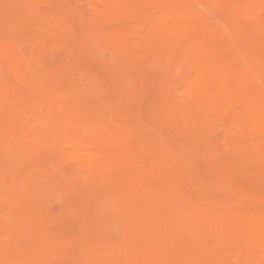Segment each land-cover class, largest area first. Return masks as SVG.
Masks as SVG:
<instances>
[{"label":"bare ground","instance_id":"bare-ground-1","mask_svg":"<svg viewBox=\"0 0 264 264\" xmlns=\"http://www.w3.org/2000/svg\"><path fill=\"white\" fill-rule=\"evenodd\" d=\"M4 1V0H3ZM28 1V0H27ZM27 1H25V3L27 2ZM69 1V0H68ZM68 1H66V3L68 4ZM82 1V0H81ZM88 1V0H87ZM90 1H93V0H90ZM107 1V0H106ZM124 1H126V0H123V2H122V0H109V1H107V4H108V6H107V8H103L102 9V11L100 12V18H104L103 20L105 21V19H106V21H107V18L109 17V18H114V20H115V23H117V22H119V21H121V19L119 20V19H117L118 21L116 22V18H120L119 16L121 15L122 17L121 18H123L124 16L122 15V14H120L121 12V10L123 9V7L124 6H126V9H124V12L123 13H125L126 11L128 12V13H130V15H132V14H135V12L138 14V13H140V12H142V10L140 11L139 10V8L140 7H142L143 6V4H140V2H137V4H138V6L139 7H136L137 6V4L135 5L134 4V0L133 1H129V0H127L128 2L127 3H125V4H128L129 2H133L132 4L131 3H129L128 5H125L124 4V6H123V3H124ZM139 1V0H138ZM141 1V0H140ZM155 1V3H156V6L157 7H161L162 9H164V11L166 12V17L168 18V20H166L165 19V21H167V23H168V25H167V23L166 22H164V26H166L167 25V27L166 28H168V29H165V30H167V32H168V35H170V37H168V36H166V35H163V36H161V29L159 28V26H157V27H154V28H152L151 29V33H150V36H149V38L151 39V42H153V44H154V48L152 47V49L150 48L151 47V45H150V47H148L146 44L144 45V46H146V47H148V50L150 51V53L148 52L147 54H148V56H149V59H158L157 61L159 62V63H162V61H164L165 62V58H166V60H170V62L174 65V67H176V65L179 63H177L176 64V55H178L179 54V52L177 51V49L179 50L180 48V45H181V43H179V47L178 48H176V44H177V37H179V38H181V41H182V43H184L183 45L185 46V42L186 41H188V42H190V44L191 45H188V47L189 48H192V49H194L193 51H191L188 47L186 48V52H187V56H185V57H187L189 60H190V62H191V64H190V66L192 67V65L193 66H195V69H196V77L195 78H193L192 80H190L191 82L188 84L189 85V88H188V96H189V98H191L192 100H194L193 102H191V101H187L188 99H184L183 98V100H185V104H187L188 102H190V103H193V104H196V105H194L193 107L196 109L197 108V105H200V106H202V109H203V113L202 114H198V116H197V119H198V122L199 123H201V124H206V125H208V126H211V125H209L208 123H210L212 120H214L217 116V114L219 113V111H221V109H223V103H225L224 102V99L226 98V97H230V99H231V103H230V101H229V103H230V106L228 107L229 108V110L231 111V113H232V110H234L236 107V103H238V104H240L239 102H241V103H243V107L245 108V110L247 109V108H249V109H251V114H252V117L251 118H253V124L251 125V128H250V130H248L244 135H242V134H240V135H242V136H238L239 134V132L237 131L239 128H237L236 127V129L237 130H235V135H237L238 136V138H239V140H238V144H236V145H234V148H236L237 150H236V152H232V153H235L234 155H231L230 156V159H226V157H225V155H226V153H225V155L223 156V154H220L221 156H223V157H225V158H223L222 159V157L220 158L219 157V154H218V156L217 157H219V161L217 162V163H215V165H213V162L211 163V164H207V166H208V174H207V177H205L204 176V178L203 179H197V177L196 176H198L197 174H198V172H199V170L201 169V167L200 166H203L202 164H203V162H202V164H198L199 166H197L198 168L200 167V169L198 170V172H196L195 174L196 175H194V171L196 170V169H193V167H192V169H191V166H189V165H187L188 167H190V168H188V169H191V173H193V175L195 176L194 178H196V180L195 179H193V177L191 178L190 177V180H188V183H189V181H190V184L188 185L191 189V191L189 190L188 191V189L189 188H183L182 187V181H183V178L181 177V173L179 174V173H174V172H172V171H174V170H172V168H170L171 166H173L174 165V167H175V169H176V171H177V164H175V163H173V165H170L169 164V166H168V163L170 162L169 160L172 158V156H173V153L171 154V152H170V154H168V152H167V150H170V149H173L174 147H176V149L178 148V145L177 144H175V146H173L174 144H170L171 146H173V148H171V146H168L166 143H167V141H166V143H164L165 142V140H163L164 138H163V134L161 135V133L163 132V131H161V132H159V128H160V126H158V124L157 123H155L156 125H157V128H155V129H157L156 131L159 133V137L164 141V142H161V140H157L156 138H154V141H158V142H161V143H157V142H155V143H157L156 145H153L154 144V142H152L153 140L152 139H149V140H151V142H152V144H150V146H151V148L153 149H151L152 150V154H154L153 155V157L151 156L152 154H151V152H147L146 151V153H150L151 155H149V158H150V156L153 158V161H156L158 164H156L155 165V163H154V169L150 172L152 175H153V177H155L157 174L159 175L158 177H160V180L158 181H156V182H149V180H147L146 179V175H145V173H146V171H145V173H141L136 167L137 166H135L136 164H128V166H126L127 164H125V163H123V161L122 162H120L122 159H121V157H120V161L117 159V160H114L115 159V157L113 156L112 158V160H108V161H102V160H104L103 158H101V159H99V160H92V158L90 159L91 161H87V160H84V158L82 157L83 155H81L80 154V152L79 151H82L83 150V146H81V143H79V145H80V147H78L77 148V150H79V151H72V152H70V153H68L67 151H66V147H62L63 148V154H64V152H66V154H64V156H69V158H70V156H71V159H67V163L69 162V166H70V168H73V165H72V167H71V165L70 164H73V162H72V158L74 157V160H75V158H76V161H78V163L77 164H79V166H83V168H85L84 166H86L87 168L90 166V168H91V170H92V172L93 173H95L94 174V176L96 175V173H98L99 171H100V173L98 174V175H100V174H102V172H101V170L102 169H106L107 170V174H108V171H109V173H110V171H115V172H117V171H119L120 173H122V178H123V180L122 181H120L119 180V182H120V184L118 183V180H116V178H117V174L116 175H114V177H116L115 178V180L113 179V181L116 183V184H118V185H120V186H118V187H115L116 186V184L114 183V185H113V182L112 183H110V181H107L106 179H108V177H109V175H107L108 177L105 179L107 182L104 184V183H102V182H105V181H102V179L100 180L101 182H100V185H104V187H105V189L107 188V189H109V187H111V188H113V187H115V188H113V189H116V188H118V190L116 191L117 193L115 194V197L117 198V201L118 200H124L125 202H124V204H122V202H115V203H118V205H117V209L119 208V209H126V208H128V214L126 215L125 214V212L123 213V215H121V219H123L124 221V224H123V226L125 227V229H124V227L122 226L121 228H119L120 229V231L122 232V234L121 233H119V231L118 230H115L119 235V237L120 238H118V239H115V240H117V241H121V243L119 244V245H123L124 246V248H125V253H127L128 254V256L129 257H131V262L133 263V264H229V263H231V261H229V260H231V257H233L234 256V254H235V251H237V250H239V252H240V254L239 255H241L242 254V252H244V248H243V246H245V245H248V244H246V242L248 243L249 242V245L250 246H247V247H249L250 248V250L249 249H247V254H246V256H247V260H252V262L251 263H255V264H261L260 263V260H258V258L257 257H255V255H253L254 254V252H252L253 251V248L256 246V248H257V246L259 247V249H260V251H262V253H260V254H258L259 256L261 255L262 256V258L264 259V213L262 212H260L259 210H255L254 208L256 207V205H258L259 206V204H257L256 203V205L254 206V208L252 207V206H250L249 205V201H253V199H254V201L255 202H259L260 200V196H259V194L257 193V192H249V188H247L245 185H243V184H241V183H239L240 181H238V175H240L239 177H240V179H244L245 181L246 180H248V179H253V182H257V184H259V181H261V185H263V187H264V91H263V86H262V84L264 83V16L261 14V10L262 9H264V0H214V3H215V6H213V5H211L212 3H213V1H212V3H211V1H208L209 3H211V4H209V3H207V1H205V0H201V2H206L207 4H209V5H211V6H213L214 8H215V11H216V14H218V15H220V17H222L223 19H225L224 17L226 16H230V15H233L232 16V18L230 17V19L229 18H227V19H225L224 21H225V23L226 24H228V26L231 24L232 26H234L235 27V29H234V27H232V26H230V27H232L231 29L234 31V33H233V39L235 38L236 40H237V42H240L241 44H243V45H245L246 46V50H245V59H246V62H243V63H241V64H236V63H233L232 61H230V58H229V56L231 55V45L228 43V41H230V40H228V38L229 39H231L230 37H228L229 35H228V33H229V31L231 30H228L229 28H228V26H227V28L228 29H226V27H224V26H226V24L223 26V28L221 29V31L219 30V31H217L216 29H217V27H218V24H222V22H223V19L222 20H220V19H212L211 18V16H213L214 15V11H213V9L212 8H209V7H207L208 9H210V11H209V13L211 14V15H208V12H206L207 10H205V12L204 11H201L200 9H201V7L202 8H205L206 9V7H204V6H206V5H204L203 6V4H202V6H201V2H200V0H199V2L200 3H198V4H200V5H198L199 7H200V9H198L199 7L197 6L196 7V5L197 4H193V0H192V3L191 2H189V1H186V0H171V2H165V1H163V0H154ZM154 1H152V2H154ZM198 1V0H197ZM9 2V1H8ZM7 2V3H8ZM12 2V1H11ZM33 2V1H32ZM58 2V1H57ZM70 2V1H69ZM72 2V1H71ZM86 2V1H85ZM94 2H95V0H94ZM94 2H92V5H93V3ZM144 2H146L145 0H144ZM65 3V4H66ZM74 3V2H73ZM72 3V4H73ZM102 3H104V2H102ZM141 3H142V1H141ZM195 3H197V2H195ZM12 4H14V2L12 3ZM21 4V3H20ZM19 4V5H20ZM23 4H24V2H23ZM35 4V3H34ZM39 4V3H38ZM41 4V3H40ZM62 4V3H61ZM66 4V5H67ZM75 4V3H74ZM90 4V3H89ZM97 2H96V6H97ZM100 4H101V2H100ZM100 4H98V9H100L99 8V5ZM106 4V5H107ZM1 5H7L6 3L5 4H1ZM8 5H9V3H8ZM22 5V4H21ZM27 5H28V3H27ZM32 6L33 5V3H29V6ZM55 5V4H54ZM57 5V4H56ZM94 5V6H95ZM142 5V6H141ZM14 6H18V5H13V7ZM43 6V5H42ZM59 6H60V4H59ZM88 6V5H87ZM103 6V5H102ZM101 6V7H102ZM147 6L148 5H146V9H147ZM10 7H12V6H10ZM10 7H8L7 6V8H10ZM63 7H64V5H63ZM67 7H68V5H67ZM72 6H69V9L71 8ZM76 7V6H75ZM78 7V6H77ZM150 7V6H149ZM261 8V10H258V9H260ZM15 8V7H14ZM13 8V9H14ZM18 8V7H17ZM29 8V7H28ZM27 8V6H26V9H28ZM40 8V7H39ZM73 8V7H72ZM91 8V7H90ZM125 8V7H124ZM233 8H236L237 9V11L234 13V14H231V11H232V9ZM1 9H3V8H1ZM11 9V8H10ZM25 9V10H26ZM40 9H42V8H40ZM94 9V8H93ZM97 9V10H98ZM145 9V8H144ZM211 9H212V11L213 12H211ZM3 10H5V9H3ZM2 10V11H3ZM51 10H52V8H51ZM80 10V9H79ZM83 10H84V8H83ZM85 10H88V9H85ZM151 10H153V9H151ZM156 10V9H155ZM234 10V9H233ZM244 10L246 11V12H249V13H251L252 15H249V17L250 16H253L254 17V19H253V23L251 24L252 25V27L251 28H253V30H256V29H254V23L259 27V29L257 28V31L259 32H257L258 34L257 35H255V33L252 31V29L251 28H249L248 26H246L247 25V23H246V21L245 20H243L242 19V17H241V15H242V11L244 12ZM6 11V10H5ZM21 11V10H20ZM89 11V10H88ZM144 11V10H143ZM148 11V10H147ZM263 11V14H264V10H262ZM7 12V11H6ZM18 12V11H17ZM22 12V14H23V12H25V11H21ZM47 12H48V9H47ZM47 12H45V13H47ZM87 12V11H86ZM90 12V11H89ZM88 12V13H89ZM95 12V11H94ZM98 12V11H97ZM120 12V13H119ZM131 12H132V14H131ZM160 12H162V11H160ZM245 12V13H246ZM1 13V12H0ZM16 13V12H15ZM14 13V14H15ZM29 12H27V13H25V14H28ZM41 13L42 14H44L43 13V10L41 11ZM57 13V12H56ZM75 13V12H74ZM73 13V14H74ZM128 13H125L124 15H127L128 16ZM153 13V12H152ZM226 13V14H225ZM244 13V14H245ZM2 14H3V12H2ZM13 14V15H14ZM21 14V13H20ZM30 14V13H29ZM48 14V13H47ZM46 14V15H47ZM52 14V13H51ZM50 14V15H51ZM55 14V13H54ZM92 14V13H91ZM94 14V13H93ZM92 14V15H93ZM213 14V15H212ZM224 15V17H223V15ZM228 14V15H227ZM6 15V14H5ZM10 15V14H9ZM11 15H12V13H11ZM11 15L8 17L9 19L11 18ZM31 15V14H30ZM41 14H39V13H37V15H34V17L35 18H37V19H39V21L40 22H43L42 20H45L46 18L45 17H42V15L40 16ZM57 15V14H56ZM87 15V13L85 14V16ZM91 15V16H92ZM144 15V14H143ZM142 14H141V16H143ZM222 15V16H221ZM6 16H8V15H6ZM19 16H21V15H19ZM24 16V15H23ZM21 16L22 18V20L21 21H23V19H24V17H26L27 16V18H28V15H26V16ZM58 16V15H57ZM67 16V15H66ZM77 17H78V15H76ZM91 16H90V18H91ZM102 16V17H101ZM127 16H125V19H127L128 20V22L127 21H125V19H123L124 21H122V22H120L122 25H128V23L130 24L131 23V17L129 18V16H128V18L130 19H128L127 18ZM133 16V15H132ZM137 16V15H136ZM140 16V15H139ZM152 15L150 14V17H151ZM215 16V15H214ZM246 16V15H245ZM15 17V16H14ZM17 17V16H16ZM15 17V18H16ZM32 17V16H31ZM34 17L32 18V20L34 19ZM50 17H52V16H50ZM65 17V16H64ZM94 16H92V18H93ZM154 17V16H153ZM1 18V17H0ZM3 18V17H2ZM8 18H7V21H9V26L10 25H12L13 26V24H10V21L11 20H8ZM13 18V17H12ZM26 18V19H27ZM53 18H55V16H53ZM71 17H69V19H70ZM109 18H108V20H109ZM136 18V17H135ZM139 18V17H138ZM141 18V17H140ZM140 18L138 19V21L140 20ZM152 18V17H151ZM4 19V21L6 22V19L5 18H3ZM49 20H50V18H48ZM52 19V18H51ZM85 19H87L88 20V17L86 18L85 17ZM156 19V18H155ZM247 19H248V17H247ZM14 20V18L12 19V21ZM16 20V19H15ZM15 20H14V22H15ZM19 20V21H20ZM29 20L30 21H32L30 18H29ZM58 20V19H57ZM65 20V19H64ZM71 20H75L74 19V17H73V19L71 18ZM71 20L69 21V22H71ZM136 20V19H135ZM143 19H141L139 22H144V24L146 23V21L148 22V20H145V18H144V21H142ZM163 20V19H162ZM217 21V20H219V21H222L221 23L219 22V23H215V21ZM1 21V20H0ZM17 21H18V19H17ZM18 21V22H19ZM25 21V20H24ZM67 21V22H68ZM78 21H80L79 19H78ZM130 21V22H129ZM133 21V20H132ZM137 21V20H136ZM157 21V20H156ZM249 21H251V20H249ZM2 22V21H1ZM13 22V23H14ZM27 22H28V20H27ZM45 22H48V21H44V23H43V25L47 28L48 27V25L47 24H45ZM62 22H66V21H62ZM93 22H94V20H93ZM99 23L100 22H102V20H100V21H98ZM97 22V23H98ZM108 22V21H107ZM127 22V23H126ZM139 22H137L138 23V25H139ZM8 23V22H7ZM12 23V22H11ZM25 23V22H24ZM23 23V24H24ZM29 23V22H28ZM50 23V22H49ZM56 23H58V22H56ZM72 23V22H71ZM70 23V24H71ZM95 23V22H94ZM112 23V21L110 20V24ZM120 23H118L119 25H120ZM126 23V24H125ZM158 23V22H157ZM248 23H250V22H248ZM6 23H4V25H5ZM17 23L15 22V24H14V26L16 25ZM18 24H21V23H18ZM32 22H31V26H32ZM59 24H61V21H60V19H59ZM63 24V23H62ZM60 25L59 27H68L69 28V26L71 27L72 25H68L67 26V24L64 26V25ZM74 24L76 25L77 23H75L74 22ZM79 24H81L80 22H79ZM92 24V23H91ZM102 24L104 25V26H106L107 24H108V26H106L107 28H109V22L108 23H106L105 24V22L103 23L102 22ZM113 24H114V22H113ZM114 25V27L112 26V24H111V26L113 27V31L112 32H108V33H104L103 31H101L102 33H103V36H105L104 37V39L106 38L108 41H110L111 40V38H114V37H116V41H115V45H116V48L119 50L118 52V62H119V64L118 65H121V63H123V60H124V65H122L121 66V70H122V72H118V75L116 76V71H120V69H117V68H112L113 70L111 71V69H108L109 67H107V71L108 70H110L111 72H110V74L111 73H113V72H115V74L113 75L114 77H118L121 73H123V76L122 75H120L119 77L120 78H118V81H119V83H120V81H123V82H126V84L127 85H129L130 86V89H131V91L132 90H134L135 89V83H136V79H133V78H131V76L132 75H130V74H134L135 75V73L133 72V73H129L131 70H129V68H131V67H133V68H135V66L137 67V68H139L140 67V64H142V63H139V62H141L140 60H138V58H140V56H139V54H138V56H136L135 55V48H137V47H139L140 45H137V47H136V44H137V42H139L140 43V41L138 40H135L134 41V43H135V45H133V43H131L132 41H130V40H134V36L131 38V36H128L127 35V28L124 26V28H125V30L127 31L126 32V35L129 37H127L126 35H125V33H124V39L125 40H128L127 42L129 43V44H126V43H123V45H121L122 44V42H120V40H122L123 39V36H122V32H123V30H120V29H122L123 28V26H119V25ZM135 24V23H134ZM143 24V25H144ZM2 25V24H1ZM1 25H0V27H1ZM26 25H27V23H26ZM38 25V24H37ZM42 25V24H41ZM52 25H55V27L57 26V24H55V22L53 21L52 22ZM137 25V24H136ZM159 25V24H158ZM3 26V25H2ZM6 26H7V24H6ZM28 26V28L29 29H31V28H34V27H31L30 28V26L29 25H27ZM35 26V25H34ZM39 27H40V23H39V25H38ZM77 26H79V25H77ZM81 26V25H80ZM85 26V25H84ZM90 26V25H89ZM96 26H98L97 24H96ZM119 26L120 27V31H122V32H117L116 31V28ZM129 26H132L131 24L129 25ZM135 26V25H134ZM142 26V25H141ZM147 29H148V31H149V27H147L146 26V24L144 25ZM143 26V27H144ZM163 26V27H164ZM24 27L26 28V26L24 25ZM74 27V26H73ZM82 27V26H81ZM88 27V26H87ZM93 27V26H92ZM128 27V26H127ZM133 27V26H132ZM136 27V26H135ZM145 27H144V31H145ZM216 29H215V28ZM222 27V26H221ZM4 28V27H3ZM17 28V27H16ZM21 28H23L22 26H21ZM90 28V27H89ZM89 28H87V29H89ZM95 28V27H94ZM93 28V29H94ZM106 28V29H107ZM128 28H130L129 30H133V31H135L133 28H131V27H128ZM142 28V27H141ZM0 29H2V28H0ZM8 29H11V27L10 28H6V31L8 30ZM13 29H14V27H13ZM20 29V28H19ZM24 29V28H23ZM23 29H22V33L23 32H25V31H23ZM27 29V28H26ZM34 29H36V28H34ZM34 29L32 30V31H34ZM40 30H41V27L39 28ZM57 29H58V26H57ZM62 31H63V29L62 28H60ZM70 29V28H69ZM84 29V28H83ZM92 29V28H91ZM91 29H89L90 31H91ZM96 29H98L97 27L94 29L95 31L93 32V31H89L88 30V32H90V34L92 33V35L93 36H96V37H99L100 38V36L98 35V34H100L101 35V32L100 33H98V31H100V29L99 30H97L96 31ZM146 29V30H147ZM21 30V29H20ZM28 30V29H27ZM26 30V31H27ZM37 30V29H36ZM64 30H66V29H64ZM72 30H74V28H72ZM76 30V29H75ZM108 30V29H107ZM115 30V31H114ZM138 30V29H137ZM141 30L142 29H140V33H142L141 32ZM2 31H4L5 33H4V35L5 34H7V36L9 35V33L8 32H6L4 29L2 30ZM13 31V33H14V30H12ZM19 30H16L15 32L17 33ZM30 31V30H29ZM28 31V32H29ZM45 31V30H44ZM43 31V32H44ZM47 31V30H46ZM67 31V30H66ZM69 31H71V29L69 30ZM69 31H67L66 33H68ZM84 31V30H83ZM133 31H132V34H133ZM31 32V31H30ZM35 32V31H34ZM37 32V31H36ZM56 32H58V31H56ZM60 32V31H59ZM76 32V31H75ZM87 32V33H88ZM96 32V33H95ZM115 32H116V34H115ZM131 31H129L128 33L129 34H131L130 33ZM3 33V32H2ZM49 33V32H48ZM61 33V32H60ZM63 33H65V31L63 32ZM65 33V34H66ZM71 33V32H70ZM68 33V36L66 37V38H68L69 36H71V34L73 35L74 33ZM114 33V34H113ZM139 32H137V34H138ZM146 33V32H145ZM15 34V33H14ZM29 34V33H28ZM32 34V33H31ZM30 34V35H31ZM38 34V33H37ZM40 34V33H39ZM38 34V35H39ZM44 34H45V32H44ZM143 34V33H142ZM230 34H231V31H230ZM46 35V34H45ZM60 35V34H59ZM120 35L122 36V39H121V37H120ZM134 35V34H133ZM139 35V34H138ZM137 35V36H138ZM144 35V34H143ZM18 36H19V34H18ZM18 36H16V34H15V37H18ZM20 36H21V33H20ZM19 36V40H22V38ZM40 36H42V35H40ZM60 36H62V35H60ZM59 36V37H60ZM135 36H136V32H135ZM137 36H136V38H137ZM142 36V35H141ZM145 36V35H144ZM231 36V35H230ZM6 37V36H5ZM5 37H3V38H5ZM11 39L10 40H13L15 37H14V35L12 36H9ZM8 37V38H9ZM12 37H14V38H12ZM43 37V36H42ZM47 37H49L48 36V34H47ZM62 37H63V39H62ZM61 37V39L64 41V39H66V38H64V36H62ZM73 37H75V36H73ZM77 37V36H76ZM76 37H75V39H76ZM91 37V36H90ZM102 37V36H101ZM147 37V36H146ZM232 37V36H231ZM7 38V39H8ZM41 38V37H40ZM79 38V37H78ZM99 38H93L94 39V41L96 40V39H99ZM135 38V39H136ZM138 38H139V36H138ZM137 38V39H138ZM141 38V37H140ZM148 38V39H149ZM16 39H18V38H15V40ZM43 39H45L44 37H43ZM50 39V38H49ZM49 39H47V40H49ZM59 39V38H58ZM57 39V40H58ZM61 39H60V41H61ZM87 40H88V38H86ZM100 39H102V38H100ZM99 39V40H100ZM130 39V40H129ZM150 39H149V41H150ZM9 40V39H8ZM8 40H6V41H8ZM67 40V39H66ZM72 40H74V38H72ZM99 40H96V42H99ZM107 40H105V41H107ZM146 40V42H147V39H145ZM3 41V40H2ZM14 41V40H13ZM30 41H31V39H30ZM33 41V40H32ZM43 41V40H42ZM46 41V40H45ZM62 41V42H63ZM68 41V40H67ZM66 41V46H67V43H69V42H71V37H70V39H69V42H67ZM78 41V40H77ZM90 41V40H89ZM91 41H92V37H91ZM90 41V42H91ZM94 41H93V45H94ZM113 41V40H112ZM112 41H110L111 42V44H112ZM183 41H185V42H183ZM9 42H11V41H9ZM16 42V41H15ZM15 42H13V43H15ZM19 42V41H18ZM49 42V41H48ZM58 42H59V40H58ZM62 42L59 44H57V45H60L61 46V44H62ZM76 43V41H73L71 44H72V46L71 47H73V46H75V43ZM87 42V41H86ZM101 42H102V40H101ZM101 42H99L98 44H99V46H101ZM179 42V41H178ZM187 42V43H188ZM42 42H40V43H38L39 45H42L43 46V44H41ZM46 43V42H45ZM87 43H89V42H87ZM104 42H102V44H103ZM106 43V42H105ZM114 43V42H113ZM121 43V44H120ZM147 43H149V42H147ZM236 43V42H235ZM17 44V43H16ZM36 45H37V43H35ZM47 44V43H46ZM81 44V43H80ZM84 43H82V45H83ZM91 44H92V42H91ZM96 44V46H97V43H95ZM107 44H108V42H107ZM12 44L11 43H5V44H0V57H1V59H3L2 57L3 56H7L6 58H8V56H9V58H11V59H13V63H12V66H11V68H13V71H16L17 72V74L19 75V76H21V77H23L24 78V70H23V68H26L27 67V65H26V67H24L23 66V61H22V56L20 57V56H18L15 52H17V51H15V50H13V45L11 46ZM38 45V46H39ZM86 45H88L89 47L90 46H92L93 47V45H89V44H86ZM106 44H104V45H102L103 47L105 46ZM109 45V44H108ZM143 45H142V47H139L138 48V51H140L141 52V50H142V52H143V55H144V53L146 52V48H144L143 47ZM149 45V44H148ZM157 45H159V46H157ZM186 45V46H187ZM236 45V44H235ZM238 46H239V44H237ZM19 46V45H18ZM31 46H33V45H31ZM45 46V45H44ZM47 46H48V44H47ZM70 46V45H69ZM88 46H86L87 48H88ZM98 46V47H99ZM101 46V47H102ZM135 46V47H134ZM160 46H162V49H160ZM177 46H178V44H177ZM238 46H237V48H238ZM241 46V45H240ZM36 47V46H35ZM35 47H34V49H35ZM40 47V46H39ZM53 47H56L55 45L53 46ZM64 47H65V44H64ZM68 47V46H67ZM71 47H70V49H71ZM83 47V46H82ZM84 47H85V45H84ZM98 47H97V49H98ZM26 48H28V47H26ZM37 48V47H36ZM41 48H43V47H41ZM44 48H46V47H44ZM61 48V47H60ZM66 48V47H65ZM76 48V47H75ZM74 48V49H75ZM81 48V47H80ZM100 48V47H99ZM107 48V47H106ZM140 48H142L141 50H139ZM164 48V49H163ZM173 48H176L175 49V54H173L174 53V49ZM237 48H236V50H237ZM240 48V47H239ZM238 48V49H239ZM242 48V47H241ZM49 49V48H48ZM61 49H63V47L61 48ZM103 49V48H102ZM108 49V48H107ZM182 49V48H181ZM183 49H185V47L183 48ZM41 49L39 48V51H40ZM44 50V49H43ZM54 50V49H53ZM52 50V51H53ZM64 50V49H63ZM62 50V51H63ZM67 50V49H66ZM77 52V55H78V57H81V56H79V52L78 51H80V53H81V49H79V50H77V49H75ZM74 50V51H75ZM100 49H98V51H99ZM112 50V49H111ZM110 50V51H111ZM15 51V52H14ZM37 51L38 50H36V57H37V55L39 54V53H37ZM50 51V50H49ZM55 51V50H54ZM71 51V50H70ZM70 51H68V53L70 52ZM73 50H72V53H75ZM93 51V50H92ZM97 51V50H96ZM98 51H97V53H98ZM137 51V52H138ZM145 51V52H144ZM183 53H184V51L183 50H181ZM25 52V51H24ZM41 52L42 53H44L42 50H41ZM46 52H48V51H46ZM66 52V51H65ZM102 54H103V52H102V50L100 51ZM99 52V53H100ZM112 52V51H111ZM176 52H178V54L176 53ZM18 53V52H17ZM55 53V52H54ZM53 53V54H54ZM60 53H61V51H60ZM59 53V54H60ZM67 53V52H66ZM90 53V52H89ZM96 53V54H97ZM99 53H98V55H99ZM112 53H114V51L112 52ZM34 54V53H33ZM52 54V52L50 53V55L51 56H56L55 54L53 55ZM58 54V53H57ZM65 54V53H64ZM85 54V53H84ZM84 54H82V55H84ZM102 54H100V55H102ZM108 55L107 53H104V55ZM116 53H114V55H115ZM169 54H173V56L172 57H170V55ZM237 54V53H236ZM23 55H24V53H23ZM41 54H39V56H40ZM45 55V54H44ZM44 55H42V56H44ZM67 55V54H66ZM66 55H65V57H66ZM69 55V54H68ZM71 55H73L72 57H70ZM70 56H69V58H70V60L72 59V58H76L75 57V54H71ZM97 55V56H98ZM112 56L113 58H115V56ZM38 56V57H39ZM46 56V55H45ZM84 56H86V55H84ZM145 56H147V55H145ZM148 56H147V58H148ZM168 56L170 57V59L168 58ZM58 57V56H57ZM68 57V56H67ZM108 57V56H107ZM184 57V56H183ZM182 57V58H183ZM5 58V59H6ZM31 58H34V56L33 57H31ZM82 58H84V57H82ZM81 58V59H82ZM86 58H88V56L87 57H85L84 59H82L81 61H83L84 60V62H85V60H86ZM106 58V57H105ZM147 58H145L144 57V59H147ZM241 58H243L242 57V54H241ZM23 59H24V56H23ZM37 59V58H36ZM35 59V60H36ZM39 59V58H38ZM37 59V60H38ZM44 59V57H42V60H39V62L40 63H42V65L44 64L45 66H50L48 63H49V61H48V63L47 64H45V63H43L42 61H44L43 60ZM66 59H68V58H66ZM77 60H78V58H76ZM88 59H90L91 60V58L89 57ZM98 58H96V60H97ZM111 58H109V60H110ZM116 59H117V54H116ZM149 59H147V60H149ZM184 59H186V58H183L182 60V62L181 63H183L184 62ZM31 60V59H30ZM70 60L68 61H64V63H65V65H67L68 64V67L70 66L69 65V63H71L70 62ZM90 60H89V64L91 63L90 62ZM236 60V59H235ZM234 60V61H235ZM2 61H4V60H2ZM73 62L75 61V60H72ZM88 61V60H87ZM92 61V60H91ZM99 61L101 62V60L99 59ZM113 61V60H112ZM67 62H69V63H67ZM80 62V58H79V60L77 61V63H79ZM103 62V61H102ZM106 62V61H105ZM116 62V61H115ZM144 62V61H143ZM156 62V61H155ZM164 62H163V64H162V67H167L168 68V65H165L164 64ZM238 62V61H237ZM0 63H1V60H0ZM5 62H3V64H4ZM67 63V64H66ZM86 63V62H85ZM84 63V64H85ZM107 63H112V62H107ZM74 64H76V62L74 63ZM82 62H81V68L80 69H82V70H84L83 71V74H84V72L86 73V69L85 68H87V67H85V68H82ZM92 64H95V62L93 61L92 62ZM96 64H98V65H96ZM95 65H91V67H93V66H95L94 67V70H97V68H98V70L100 69V67L102 66H99L100 65V63H96ZM109 64V65H110ZM147 64V63H146ZM145 64V65H146ZM158 64V63H157ZM172 64H171V66H172ZM176 64V65H175ZM188 64H189V61H188ZM2 65V64H1ZM1 65H0V67H1ZM43 65V66H44ZM72 65V64H71ZM79 65H80V63H79ZM86 66H89L88 64H85ZM104 65V64H103ZM108 65V64H107ZM116 66V67H119V66ZM179 65V64H178ZM184 65H185V63H184ZM186 65H187V63H186ZM42 66V67H43ZM73 66V65H72ZM76 66V65H75ZM75 66H73V68H75ZM105 66V65H104ZM112 66H115L114 64H112ZM149 66H151L150 64H148V66H146V68L147 67H149ZM159 66V65H158ZM170 66V71H172L171 69H172V67ZM68 67H66V69L68 68ZM97 67V68H96ZM111 67V66H110ZM126 67V68H125ZM142 67H144V66H142ZM154 67V66H153ZM152 67V68H153ZM166 67H165V70H166ZM178 68H180L179 66H177ZM187 67V66H186ZM190 67V68H191ZM40 68H41V66H40ZM47 68H50V67H47ZM46 68V69H47ZM72 67L70 66V68H68V70L69 69H71ZM73 68L71 69V71L73 70ZM123 68V69H122ZM137 68L134 70L135 72H137ZM181 68H182V66H181ZM185 68V67H184ZM2 69V68H1ZM5 69V67L3 68V70ZM9 69H10V67H9ZM44 69V68H43ZM66 69H64V70H66ZM102 70L101 71H104L105 70V68L103 67V68H101ZM142 69V68H141ZM154 69V68H153ZM176 69V68H175ZM186 69H189V68H186ZM192 69V68H191ZM49 71H50V69H48ZM46 71V72H48V73H50L49 71ZM51 70H52V68H51ZM88 70H89V67H88ZM93 69L91 70V71H94ZM116 70V71H115ZM144 70V69H143ZM142 70V71H143ZM150 70L151 71H148V70H146L147 72H149L150 74H148L147 76H155V74H153V72L155 71H152V69L150 68ZM157 70V69H156ZM159 70V69H158ZM157 70V71H158ZM161 70V69H160ZM173 70H174V68H173ZM182 70V69H181ZM38 71V70H37ZM67 71V70H66ZM138 71H140V69H138ZM146 71H145V73H143V74H145L146 75ZM166 71H168V69L166 70ZM184 71H187V70H185V69H183V73H184ZM2 72V71H1ZM11 72V71H10ZM15 72V73H16ZM23 72V73H22ZM27 72V71H26ZM31 71L29 70V73H30ZM46 72H45V76H46ZM70 72V71H69ZM96 72V71H95ZM109 72V71H108ZM144 72V71H143ZM163 72H165V71H163ZM162 72V73H163ZM177 72V71H176ZM176 72L174 71V73L176 74ZM180 72V76H182V73H181V71H179L178 70V73ZM189 72V71H188ZM39 73V72H38ZM43 73V72H42ZM77 73V72H76ZM87 73H89V72H87ZM151 73H152V75H151ZM168 73V75L167 76H169V72H167ZM27 74V73H26ZM37 74V73H36ZM35 74V75H36ZM41 74V73H40ZM51 74H52V71H51ZM103 74V73H102ZM143 74H141V75H139V78H141L142 79V81L140 80V82H142L143 84H146L147 85V77L146 76H143ZM164 74V73H163ZM172 74V73H171ZM189 74V73H188ZM191 74V73H190ZM190 74H189V76H190ZM76 75V74H75ZM79 75V74H78ZM80 75H81V73H80ZM159 75H160V73H159ZM158 74L156 75L157 77L159 76ZM165 75H166V73H165ZM164 75V76H165ZM174 75V74H173ZM184 75V74H183ZM186 76H187V78H188V75L187 74H185ZM193 75V74H192ZM48 76H50V74L48 75ZM51 76H53V74L51 75ZM92 76V75H91ZM112 76V77H113ZM122 76V77H121ZM137 76H138V74H137ZM152 76V77H153ZM156 76H155V78H156ZM180 76H178V77H180ZM1 77V76H0ZM28 77V75L25 77V78H27ZM32 77V76H31ZM39 77V76H38ZM43 77V76H42ZM47 77V76H46ZM77 77V76H76ZM83 77H85V76H83ZM87 77V76H86ZM104 77V76H103ZM191 77V76H190ZM48 78V77H47ZM59 78V77H58ZM91 78V77H90ZM93 78V77H92ZM101 78H102V76H101ZM122 78V79H121ZM138 78V77H137ZM138 78V79H139ZM158 78H160V76L158 77ZM167 78V77H166ZM170 78H174V77H170ZM56 79V78H55ZM74 79V78H73ZM78 79V78H77ZM109 79H110V77H109ZM119 79H121V80H119ZM123 79H125V80H123ZM137 79V80H138ZM149 79H150V77H149ZM157 79V78H156ZM161 79H162V81H163V78L161 77ZM160 79V80H161ZM174 79H176V78H174ZM0 80H2L1 78H0ZM43 80H44V78H43ZM47 80V79H46ZM58 80V79H57ZM56 80V82L55 83H58V81ZM79 80V79H78ZM83 80V79H82ZM91 79H89V81H90ZM98 80V79H97ZM108 80V79H107ZM112 80V79H111ZM152 80V82L154 81L155 82V80L154 79H151ZM160 80H157L156 82H155V84L154 85H156V83L158 84V83H160ZM171 80V79H170ZM169 80V81H170ZM25 81V80H24ZM27 83H28V78H27ZM48 81V80H47ZM51 81H52V79H51ZM180 81H181V79H180ZM1 82V81H0ZM54 82V81H53ZM73 82H75V81H73ZM77 82V81H76ZM93 82H94V84H96L95 83V80H93ZM122 82V87H125V83H123ZM178 82V81H177ZM183 82V81H182ZM31 83V82H30ZM36 83H38V82H36ZM52 83V82H51ZM85 83V82H84ZM89 83V82H88ZM109 83V82H108ZM149 83H151V81L149 82ZM1 84V83H0ZM41 84V83H40ZM40 84L38 85V86H40ZM44 84H46V83H44ZM49 84V83H48ZM100 84V86H103V85H101V83H99ZM180 84H183V83H180ZM4 85V84H3ZM10 85V84H9ZM53 85H54V83H53ZM58 85H60V84H58ZM98 85V84H97ZM151 85V84H150ZM149 85V86H150ZM163 85V84H162ZM177 85H178V83H177ZM176 85V86H177ZM184 85V84H183ZM0 86H2V85H0ZM6 86V85H5ZM24 86V85H23ZM49 86H50V84H49ZM56 86V85H55ZM93 87H94V85H92ZM107 86V85H106ZM121 86V85H120ZM142 85H140V87H141ZM145 86V85H144ZM148 85L146 86V87H148L149 89L148 90H151L150 89V87H149ZM158 86H160L159 84H158ZM174 86V85H173ZM181 86V85H180ZM262 86V87H261ZM3 87L4 86H2V87H0V88H2L3 89ZM7 87H8V85H7ZM32 87H34V85H32ZM46 87H47V84H46ZM52 87V90H55V89H53L54 87L53 86H51ZM99 87V86H98ZM128 87V86H127ZM127 87H125V88H127ZM139 87V86H138ZM152 87V86H151ZM187 87V86H186ZM45 88V87H44ZM50 88V87H49ZM49 88H48V91H49ZM58 88H60V87H58ZM101 88V87H100ZM116 88V87H115ZM129 88V87H128ZM127 88V89H128ZM152 88H154V89H152V90H155V88H156V86L155 87H152ZM161 88V87H160ZM159 88V89H160ZM185 88V87H184ZM184 88H182V89H184ZM37 89H38V87H37ZM95 89V88H94ZM104 89H106V88H104ZM110 89V88H109ZM117 89V88H116ZM130 89H129V91H130ZM144 89V88H143ZM142 89V91H145V90H143ZM157 89V88H156ZM162 89H163V87H162ZM170 89H172L171 87H170ZM175 89V88H174ZM181 89V90H182ZM187 89V88H186ZM5 90V88L2 90L3 92H5L4 91ZM13 90V89H12ZM12 90H10L11 91V93H13L14 94V92L15 91H17V90H15L14 92H12ZM33 90V89H32ZM31 90V91H32ZM39 90V89H38ZM46 90V89H45ZM44 90V91H45ZM58 90H60V89H58ZM98 90V92H99V89H97ZM97 90H96V92H97ZM101 90V89H100ZM120 90V89H119ZM123 90V89H122ZM136 90H138V89H136ZM136 90L134 91L135 92V95L136 94H138V93H136ZM147 90V91H148ZM164 90V89H163ZM162 90V92H164ZM180 90V91H181ZM1 91V92H2ZM7 91H9V89H7ZM34 91V90H33ZM56 91V90H55ZM103 91V90H102ZM105 91H107V90H105ZM110 91V90H109ZM111 91H114V90H111ZM146 91V92H147ZM160 91V90H159ZM171 91H174V90H171ZM179 91V92H180ZM39 92V91H38ZM50 92H54V91H50ZM57 92H59V91H57ZM101 92V91H100ZM119 92H121V90L119 91ZM133 92V91H132ZM132 92H130V94L132 93ZM187 92V91H186ZM6 93V92H5ZM7 93H9L10 94V92H7ZM6 93V94H7ZM18 93H19V91H18ZM31 95H32V92H29ZM48 93V92H47ZM46 93V94H47ZM113 93V92H112ZM112 93H110V94H112ZM115 93V92H114ZM127 94H128V92H126ZM170 93V92H169ZM174 93V92H173ZM172 93V94H173ZM185 93V92H184ZM183 93V94H184ZM29 94V95H30ZM39 94H40V92H39ZM45 94V95H46ZM49 94V93H48ZM57 94V93H56ZM117 95L119 94V93H116ZM121 94H124V91H122L121 93H120V95ZM158 94V93H157ZM162 94V93H161ZM181 94V93H180ZM186 94V93H185ZM12 94H10V95H7V97L8 98H10V102H14V100L12 101V96H11ZM30 95V96H31ZM35 95V94H34ZM59 95V94H58ZM58 95L56 96V97H58ZM64 95V94H63ZM78 95V94H77ZM82 95V94H81ZM105 95V94H104ZM107 95V94H106ZM105 95V97L107 98V96ZM134 95V94H133ZM132 95V96H133ZM139 95V94H138ZM145 95H147V93H145ZM149 95H151V94H149ZM155 96H157L156 94H154ZM153 95V96H154ZM166 95V94H165ZM177 95V94H176ZM1 96V98H0V124L2 125V124H4V123H6L5 122V120L6 121H11V122H18V120H20V121H22V118H24V116H25V111L23 112V111H21V112H23V114H21V115H19V114H17L16 112H18V111H20V105H19V109L17 108V111L16 110H9L8 112L7 111H5V109H3L2 107H1V105H2V103H3V101L5 102L6 101V99H7V97L6 98H4V96L3 95H0ZM14 96V95H13ZM36 96H37V94H36ZM88 97H89V95H87ZM115 96V95H114ZM126 96V95H125ZM131 96V97H132ZM154 96V97H155ZM161 96V95H160ZM163 96V95H162ZM168 96V95H167ZM15 97V96H14ZM17 97V96H16ZM26 97V99L27 100H29L28 102H30L31 100H30V97H29V99H28V96H25ZM41 97V96H40ZM56 97H54V98H56ZM97 97H98V94H97ZM103 97V96H102ZM102 97H100V98H102ZM111 97H112V95H111ZM110 97V98H111ZM116 97V96H115ZM122 97V96H121ZM127 97V96H126ZM129 97H130V95H129ZM134 97V96H133ZM147 97V96H146ZM146 97H144V99L146 98ZM149 97V96H148ZM182 97H183V95H182ZM18 98V97H17ZM33 97H31V99H32ZM41 98H43V96L41 97ZM78 98H80V97H78ZM83 98V97H82ZM91 98V97H90ZM96 98V97H95ZM108 98H109V96H108ZM113 98V97H112ZM112 98H111V100H112ZM138 97H134V99H137ZM150 98H152V96H150L149 98H147L148 100L150 99ZM159 98V97H158ZM15 99V98H14ZM24 100H25V98H23ZM36 99H37V97H36ZM52 99V98H51ZM62 99V98H61ZM97 99V98H96ZM104 99V98H103ZM117 99V98H116ZM122 99V98H121ZM128 99V98H127ZM140 99V98H139ZM154 99V98H153ZM17 100V99H16ZM26 100V101H27ZM38 100V99H37ZM41 100V99H40ZM43 100V99H42ZM78 100V99H77ZM80 100H81V98H80ZM92 100V99H91ZM99 100V99H98ZM97 100V101H98ZM108 100V99H107ZM115 100V99H114ZM118 100H119V97H118ZM126 100V99H125ZM124 100V103H126V102H128L127 100L125 101ZM141 100V99H140ZM146 100V99H145ZM144 100V101H145ZM157 99H155V101H156ZM162 100V99H161ZM161 100H159V101H161ZM167 100H168V98H167ZM9 101V100H8ZM18 101V100H17ZM17 101H15L14 103L16 104H13V106L15 105L16 107H17ZM25 101V102H26ZM33 103L32 104H34V106L33 107H31V108H33L34 109V107L35 106H37V105H35V103H34V101H35V99L33 98ZM39 101V100H38ZM37 101V102H38ZM63 101V100H62ZM100 101H101V99H100ZM116 101V100H115ZM139 101V100H138ZM143 101V102H144ZM152 101V100H151ZM150 101V103H152ZM158 101V100H157ZM166 101V100H165ZM173 101V100H172ZM211 101H213V105L212 106H210V104H211ZM226 101V100H225ZM28 102H27V104H28ZM43 102V101H42ZM69 102V101H68ZM104 102V101H103ZM106 102V101H105ZM129 102H131V100H129ZM128 102V103H129ZM140 102V101H139ZM141 102H142V100H141ZM143 102H142V105L141 106H144V104H143ZM163 101H161V103H162ZM9 103V102H8ZM18 103H20L19 101H18ZM39 103V105L37 106V108L38 107H40L39 108V110H41V107H44L45 108V106L46 105H42L41 103H40V101L38 102ZM47 102H46V100H44V104H46ZM73 103V102H72ZM72 103H69L70 105H71V107L68 105V109L66 110V112L67 113H70L71 114V116L70 115H68V114H65V115H68V116H70V118H72V119H76V122L78 123V121H79V119H81L82 117H81V115H80V104H79V106L80 107H78V109L77 108H74V109H72V105H74L75 107H76V104H72ZM98 103H100L99 101H98ZM123 103V102H122ZM147 103V102H146ZM149 103V102H148ZM148 103H147V105H148ZM158 103V102H157ZM166 103V102H165ZM174 103V102H173ZM173 103H171L172 104V106H173ZM190 103H188V104H190ZM41 104V105H40ZM50 104V103H49ZM49 104H47V107L46 108H52V106H49ZM65 104V103H64ZM64 104H63V106H64ZM93 105H94V103H92ZM112 104V103H111ZM115 104H117V102H115ZM133 104V103H132ZM140 104V103H139ZM155 104V103H154ZM153 104V105H154ZM160 104V103H159ZM178 104H180V103H178ZM187 104V105H188ZM4 105H6L5 103H4ZM52 105H54V102L52 103ZM67 105V104H66ZM65 105V106H66ZM77 105H78V103H77ZM88 105V104H87ZM121 105V103L119 104V105H117L118 107ZM124 105V104H123ZM122 105V106H123ZM128 105V104H127ZM147 105L145 106V107H147ZM153 105L151 106V107H153ZM157 105V104H156ZM57 106V105H56ZM62 106V107H63ZM65 106H64V108L63 109H65ZM73 106V107H74ZM100 106H101V103H100ZM99 106V108L98 107H96V109L98 110H100V109H102L101 107ZM116 106V105H115ZM121 106V107H122ZM134 107H135V105H133ZM141 106H139V107H141ZM155 106V105H154ZM160 106L162 107V109H164V104H163V106L160 104ZM175 106V105H174ZM188 106H190V105H188ZM187 106V107H188ZM58 107V106H57ZM57 107H55L56 108V110H58V108ZM61 107V108H62ZM111 107V106H110ZM129 107V106H128ZM132 107V106H131ZM150 107V108H151ZM156 107V106H155ZM161 107H159L160 108V113H159V116H158V118H160V120H158V118H157V120L160 122L161 121V123H162V125L164 126L163 128H165V126L168 128V130L170 131V133L168 134V135H170V134H172V140H173V136H174V134L173 133H171V132H173V130H171L170 129V127H172V125H173V123H176V119H173V118H171L170 117V115H168V113L166 112V109H165V111L164 110H162L161 109ZM176 107V106H175ZM174 107V108H175ZM178 107H180V106H178ZM184 107V106H183ZM240 107V106H239ZM15 108V107H14ZM36 108V107H35ZM45 108V109H46ZM107 108V107H106ZM125 108V107H124ZM158 108V107H157ZM158 108V109H159ZM181 108V107H180ZM186 107H184V109H185ZM191 110L193 109V108H191V107H189ZM241 108V107H240ZM239 108V109H240ZM32 109V113L33 112H35L36 113V109H34L33 110ZM43 109V108H42ZM44 109V110H45ZM49 109V110H50ZM72 109V110H71ZM80 112H78L77 110ZM104 109H105V107H104ZM119 109H121V108H119ZM129 109V108H128ZM130 109H133V107L132 108H130ZM142 109L144 110V111H146L143 107H142ZM141 109V110H142ZM152 109V108H151ZM150 109V110H151ZM153 109H154V107H153ZM201 109V108H200ZM25 110V109H24ZM38 109H37V111H39ZM46 111L48 114H52L51 112H53V111ZM53 110H54V108H53ZM56 110L54 111L55 112V115L57 114L56 113ZM62 110V109H61ZM98 110V111H99ZM124 110V109H123ZM135 110V109H134ZM177 110V109H176ZM180 110V109H179ZM179 110H177V111H179ZM182 110V109H181ZM242 110H244V109H242ZM244 110V111H245ZM31 111V110H30ZM43 111V110H42ZM60 111V110H59ZM65 111V110H64ZM70 111V112H69ZM125 112H126V108H125V110H124ZM168 111V110H167ZM170 111V110H169ZM197 111H198V109H197ZM224 111H226V109L224 110ZM20 112V113H21ZM50 112V113H49ZM97 112V111H96ZM100 112H102V110L100 111ZM100 112H98V113H100ZM119 112V111H118ZM131 112V111H130ZM135 111H133V113H134ZM148 112H149V109H148ZM151 112V111H150ZM152 112H155V111H152ZM182 112V111H181ZM186 112V111H185ZM190 112H192V111H190ZM195 112H196V110H195ZM42 113V112H41ZM40 112L39 113H37V115L39 114H41ZM44 113V112H43ZM58 113H64L63 111H60V112H58ZM186 113H188V111L186 112ZM186 113H184V114H186ZM198 113H199V111H198ZM247 113V112H246ZM34 114V113H33ZM45 114V113H44ZM47 114V115H48ZM54 114V113H53ZM148 114V113H147ZM153 114H157V112H155V113H153ZM170 114V113H169ZM172 114V113H171ZM188 114H190V113H188ZM187 114V115H188ZM192 114H193V112H192ZM195 114V113H194ZM193 114V115H194ZM36 115V114H35ZM37 115H36V119H37V121H39V123L40 124H44L45 125V122H46V125L48 126V124L49 123H47V122H49L48 120L47 121H45L44 123H41V119L40 120H38L39 119V115H38V118H37ZM46 115V114H45ZM45 115H42V116H45ZM46 115V116H47ZM59 115H61V114H59ZM63 116H65L64 114H62ZM61 115V116H62ZM151 115H152V113H151ZM219 115V114H218ZM223 115V114H222ZM229 115H230V113H229ZM234 115V114H233ZM45 116V117H46ZM49 116V115H48ZM47 116V117H48ZM67 116V117H68ZM154 116V115H153ZM152 116V117H153ZM157 116V115H156ZM228 116V115H227ZM44 117V118H45ZM46 117V118H47ZM52 117V116H51ZM108 117V116H107ZM107 117H105L104 116V118H106V120H107ZM150 117V116H149ZM184 117H185V115H184ZM225 117V116H224ZM234 117V116H233ZM40 118H43V117H40ZM46 118H45V120H46ZM49 118V117H48ZM47 118V119H48ZM57 118V119H56ZM70 118H69V120H70ZM88 118H90V117H88ZM99 118V117H98ZM140 118H141V116H140ZM174 118H176V116L174 117ZM187 119H189L188 117H186ZM195 118V117H194ZM236 118V117H235ZM55 119H56V122H57V120L59 121V123H57L58 125H61V126H63V124L66 122V125H68V123H70L71 124V126L73 125L71 122L72 121H65V122H63V124H60V121L62 120L61 118V120H59V118L58 117H55ZM54 119V120H55ZM102 119V118H101ZM110 118L108 117V120H109ZM150 119V118H149ZM183 119V118H182ZM196 118L194 119V121H196L197 120ZM222 119H223V117H222ZM238 119V118H237ZM243 119V118H242ZM26 120V119H25ZM34 120V119H33ZM68 120V119H67ZM84 117H83V122H81L82 124H80V122H79V124L80 125H82V127H83V123H84ZM122 120V119H121ZM153 121L155 120L154 118L152 119ZM190 120V119H189ZM235 120V119H234ZM44 121V119L42 120V122ZM51 121V120H50ZM80 121H82V120H80ZM227 122H230V119H229V121L228 120H226ZM241 121V120H240ZM244 121V120H243ZM26 122H27V120H26ZM55 122V123H56ZM121 122V121H120ZM157 122V121H156ZM184 122V121H183ZM197 122V121H196ZM13 123V124H14ZM36 123V122H35ZM55 123H53L54 125H55ZM99 123V122H98ZM167 123L170 125V123H172L171 124V126H169V125H167ZM189 123V122H188ZM194 123V122H193ZM192 123V124H193ZM236 123V122H235ZM239 123V122H238ZM70 124H69V127H70ZM111 124V123H110ZM139 124V123H138ZM154 124V125H155ZM181 124L182 123H176L175 124V126H174V131L176 132V133H179V131H181L182 130V127H181ZM197 124V123H196ZM196 124H194V125H196ZM201 124H199V125H201ZM229 124V123H228ZM240 124H241V122H240ZM239 124V125H240ZM16 125H17V123H16ZM15 124L14 125H12L14 128L13 129H16L17 130V132H16V130H15V132L14 133H20V132H24V131H22V129L20 128L19 129V127H21V126H19V125H21V122H20V124L19 125H17L16 126ZM39 125V124H38ZM37 125V126H38ZM66 125H64L63 127H67ZM76 125V126H75ZM74 125V127H77V126H79V125H77V124H75ZM161 125V124H160ZM183 125H185V126H187L186 124H182V126ZM189 125H190V123H189ZM192 126V127H194V128H196V126ZM242 125V124H241ZM26 125H24V127H25ZM28 126V125H27ZM88 126V125H87ZM118 126V125H117ZM205 125H203V127H204ZM212 126H214V125H212ZM229 126V125H228ZM236 126H237V124H236ZM248 126H250V125H248ZM54 127V126H53ZM67 127L68 128V130L69 129H72L73 130V126L72 127ZM85 127H86V125H85ZM89 127V126H88ZM156 127V126H155ZM184 127V126H183ZM190 127V126H189ZM202 127V126H201ZM216 126H214V128H215ZM229 127H232V126H229ZM22 128H23V126H22ZM40 128V127H39ZM39 128H38V131H39ZM42 128V127H41ZM40 128V129H41ZM43 128H47V127H43ZM42 128V131H46L47 129H43ZM79 128V127H78ZM87 128V127H86ZM97 128V127H96ZM111 128V127H110ZM139 128V127H138ZM153 128V127H152ZM162 128V127H161ZM186 128V127H185ZM191 128V127H190ZM189 128V129H190ZM194 128H193V130H194ZM242 128V127H241ZM240 128V129H241ZM244 128V127H243ZM242 128V129H243ZM30 129V128H29ZM35 129V128H34ZM89 129H91V128H89ZM89 129H87V130H89ZM98 129V128H97ZM114 129V128H113ZM154 129V128H153ZM179 129V130H178ZM197 129V128H196ZM195 129V130H196ZM202 128H200V132H202V130H201ZM205 129V128H204ZM208 129V128H207ZM211 129V128H210ZM210 129H209V131L208 132H210ZM213 129V128H212ZM233 129V128H232ZM52 130V129H51ZM60 130H61V128H60ZM65 130H67V129H64L63 130V132L65 131ZM75 130H77V129H75ZM79 130H81V132L79 133V132H77V133H79L78 134V136L82 133V129H81V127L79 128ZM78 130V131H79ZM84 131L86 130V129H83ZM92 130V129H91ZM102 130V129H101ZM126 130V129H125ZM168 130H166L167 132H168ZM216 131L218 130L217 128L215 129ZM11 131H12V129H11ZM32 131V130H31ZM34 131V130H33ZM41 131V130H40ZM48 131V130H47ZM53 131H55V130H53ZM52 131V132H53ZM99 131V130H98ZM98 131H97V133H98ZM103 131V130H102ZM105 131H107V129L105 130ZM104 131V132H105ZM133 131V130H132ZM164 131H165V129H164ZM191 131V130H190ZM196 131H198V130H196ZM220 131V130H219ZM36 132H37V127H36ZM51 132V133H52ZM66 132V131H65ZM71 132V131H70ZM87 132V131H86ZM93 133H94V130L92 131ZM135 132V131H134ZM174 132V133H175ZM186 131H184V133H185ZM207 132V131H206ZM212 132V131H211ZM229 132V131H228ZM232 132V131H231ZM231 132H229V133H231ZM32 133V132H31ZM60 133H61V131H60ZM77 133H72V135L73 134H77ZM84 133V132H83ZM88 133L89 134H91L89 131H88ZM88 133H85V135H87ZM96 133V132H95ZM140 133V132H139ZM138 133V134H139ZM158 133H157V135H156V137L158 136ZM165 133V132H164ZM183 132H181L180 134H182L183 136H185V134H184ZM187 133V132H186ZM197 133H199V132H197ZM253 133H259L258 135H260L261 136V139L262 140H260V145L258 144V145H256V146H259L258 148V150H259V152L261 151L260 149H262V153L260 152H258L257 150H256V148H255V143H254V140H253V138L254 137H252L253 136ZM35 134V133H34ZM41 134H43V133H41V132H39L38 133V135H40L41 136ZM53 134V133H52ZM65 134V133H64ZM69 134H71V133H69ZM103 134V133H102ZM102 134H99L100 135V137H101V135ZM167 134V133H166ZM180 134L178 135V136H180ZM189 134V133H188ZM191 134V133H190ZM194 134V133H193ZM201 134V133H200ZM211 134H213V132L211 133ZM218 134V133H217ZM27 135V134H26ZM28 135H30V130H29V132H28ZM45 135V134H44ZM46 135H48V134H46ZM50 135V134H49ZM48 135V136H49ZM54 135V134H53ZM53 135H51L52 137H53ZM111 135H115V134H113L112 132H111ZM120 135V134H119ZM136 135V134H135ZM181 135V136H182ZM214 135H216V133L214 134ZM219 135V134H218ZM1 136V135H0ZM16 136V135H15ZM31 136V135H30ZM39 136V137H40ZM65 136V135H64ZM78 136H77V138H78ZM90 136V135H89ZM92 136V135H91ZM97 136V135H96ZM106 136V135H105ZM116 136V135H115ZM194 136V135H193ZM198 136L200 137V135L198 134ZM203 135H201V137H202ZM213 136V135H212ZM217 136V135H216ZM223 136V135H222ZM233 136V135H232ZM231 136V137H232ZM255 136V135H254ZM6 137V136H5ZM28 137V136H27ZM27 137H25V138H27ZM71 137V138H70ZM69 138H70V140H69V138H68V142H70L69 144H76L77 142H78V140H74V138H73V140H72V143H71V139H72V136H70ZM81 137H82V135H81ZM99 137V138H100ZM139 137V136H138ZM138 137H135V138H138ZM142 137V136H141ZM166 137V136H165ZM169 138H171L170 136H168ZM185 137H188V136H185ZM189 137H191L190 139V145H188L189 144V141L187 142V140H186V143H187V145L188 146H195L196 147V145H195V140L193 141L194 143H191L192 142V136L190 135ZM188 137V138H189ZM197 137V136H196ZM207 137H209V135H207L206 137H205V139L204 138H199L198 140L200 141L201 139H203V140H201L200 141V143H203V145L204 144H206V143H204L203 141L205 140V142H206V139H208ZM60 140L62 141H64V137L62 136H60ZM76 138V137H75ZM79 138H80V136H79ZM88 137H84V141L87 139ZM96 138V137H95ZM108 138V137H107ZM179 138V137H178ZM182 138V137H181ZM181 138H179V139H181ZM211 138V135H210V137H209V139ZM213 138V137H212ZM215 138V137H214ZM234 138V137H233ZM259 138V137H258ZM17 139V138H16ZM33 139V138H32ZM40 139H45L44 137L43 138H41L40 137ZM39 139V140H40ZM47 140L49 139V138H46ZM54 139V138H53ZM58 139V138H57ZM129 139H131V138H129ZM141 139V138H140ZM224 139V138H223ZM232 139V138H231ZM235 139V138H234ZM25 140V139H24ZM28 140H30L29 139V137H28V139L26 140V142H25V146L27 147L26 148V151H27V149H28V151L26 152L25 150V153H26V155L25 156H27V157H29L28 158V161H26L25 163H24V165H22V169L21 168H18V167H15V166H13V164L14 163H7L6 161L8 160V159H10V160H13V158L14 157H16L15 156V154H17V153H15L14 151H16V149H15V147L13 146V144L11 143V144H7V145H5V146H3V144L1 145V146H3V147H1L0 146V183L2 184H0L1 186H2V191L0 190V193L5 197H7L8 198V200L9 201H13L14 200V198L16 199V197H18L17 196V193H16V190H18V187H20L19 186V184H17L18 182H20L21 180L26 184V183H29V182H31L30 181V177H32L33 175V172L31 173V172H29V173H31V174H29L28 176L29 177H27V176H25L26 175V172L28 171V168L29 167H32V166H34V164H36V160H37V158L39 157V160L41 159L42 161H43V165L45 164V163H47L48 162V158L47 157H44L47 161H45V159H42V158H40V156L38 155V157L37 158H34V155H33V151H32V149L34 150L35 149V147H36V144H34V143H29V141ZM37 140V139H36ZM39 140H38V142L37 141H34V142H37V143H39ZM82 140V141H83ZM90 141H91V138L89 139ZM94 140V139H93ZM102 140H104L103 138H102ZM109 140V139H108ZM120 140V139H119ZM185 140V139H184ZM183 138L181 139V142L183 143ZM197 140V141H198ZM212 140H215V139H211L210 141H212ZM225 140V139H224ZM259 139H256V142L258 141ZM10 142H11V140H9ZM49 141L50 140H48V143H49ZM115 141V140H114ZM118 141V140H117ZM129 141V140H128ZM145 141V140H144ZM144 141H143V143H144ZM169 141H171V140H169ZM176 141V143H177V140H173V143ZM196 141V144H199V142H197ZM234 141V140H233ZM23 143H24V141H22ZM55 142H56V140H55ZM86 142V141H85ZM99 142V141H98ZM108 142V141H107ZM107 142L106 143H104V144H106L107 145ZM111 142H112V140H111ZM116 142V141H115ZM130 142V141H129ZM133 142H135V141H133ZM213 142V141H212ZM212 142H210L209 143V146H210V144L213 146V144H212ZM224 142V141H223ZM5 143V142H4ZM46 143V142H45ZM44 143V144H45ZM51 143V142H50ZM49 143V144H50ZM102 143H103V141H102ZM117 143V142H116ZM128 143V142H127ZM131 143V142H130ZM142 143V145L141 144H138V146L140 145V147L141 146H144V144ZM145 143H148V142H145ZM169 143V142H168ZM185 141H184V145L183 144H179V145H182L183 146V148L185 147ZM225 144V146L226 145H228L226 142H224ZM232 143V142H231ZM259 143V142H258ZM52 144V143H51ZM68 144V143H67ZM66 144V145H67ZM73 144H72V146H73ZM74 144V145H75ZM87 144V143H86ZM110 144V143H109ZM115 144V143H114ZM208 144V143H207ZM217 144V143H216ZM58 145V144H57ZM83 145V144H82ZM85 145V144H84ZM94 145H95V142H94ZM97 145H100V143L99 144H97ZM105 145V146H106ZM128 145H129V143H128ZM133 145H134V143H133ZM177 145V146H176ZM53 147V149H54V146H51V145H48L47 147ZM70 146V145H69ZM69 146H68V148H69ZM146 146H148L149 147V145H146ZM145 146V147H146ZM222 146H223V144H222ZM229 146V145H228ZM231 146V145H230ZM229 146V147H230ZM46 147V146H45ZM44 147V148H45ZM55 147H57L56 146V143H55ZM100 147H101V145H100ZM99 147V148H100ZM104 147V146H103ZM118 147V146H117ZM121 147V146H120ZM134 147H136V146H134ZM139 147V148H140ZM180 147V146H179ZM190 147V149H187L186 148V150H183L181 147H180V151L179 152H177V154L175 153L174 155L176 156V158H177V162H181L182 163V160H184V159H186V158H188V156L190 157L191 156V158H190V160H192V157H194L195 158V160L197 159V158H199L200 156H201V154L202 153H199L201 150L197 147V149H195V147H194V149H193V147L191 148ZM219 147V146H218ZM224 147V146H223ZM50 148V149H51ZM66 148V149H65ZM92 148V147H91ZM98 148V147H97ZM125 148V147H124ZM123 148V149H124ZM128 147L126 146V148H125V150L127 149ZM130 149H131V145H130V147H129ZM128 148V149H129ZM137 148V147H136ZM139 148H138V150H139ZM144 148V147H143ZM203 148H205V146L203 147ZM208 148V147H207ZM210 148V147H209ZM208 148V149H209ZM212 148V147H211ZM231 148H232V146H231ZM37 149H39V146L36 148V150ZM47 149V148H46ZM106 149V148H105ZM108 149V148H107ZM113 149V155H118L119 153H120V150L122 149V148H120V150H118L119 149V147H118V151H119V153L117 154L116 153V151L117 150H115V152H114V149H116V148H112ZM112 149H111V151H112ZM130 149L128 150V151H130ZM140 149H142V147L140 148ZM149 150H150V148H148ZM175 149V150H176ZM219 149V148H218ZM36 150H34V151H36ZM40 150V149H39ZM52 150V149H51ZM55 150V149H54ZM90 150V149H89ZM88 150V151H89ZM97 150H99V149H97ZM133 150H137V149H133ZM147 150V149H146ZM150 150V151H151ZM213 150H214V148H213ZM220 150V149H219ZM30 151V152H29ZM44 151V150H43ZM69 151H70V149H69ZM87 151V152H88ZM91 151V150H90ZM100 151H101V149H100ZM99 151V152H100ZM104 151V148H103V150H102V152ZM109 151V150H108ZM117 151V152H118ZM131 151H132V149H131ZM130 151V153H129V155L131 156L133 153ZM142 151V150H141ZM207 150H205V153H207V155L209 154L208 153V151L206 152ZM210 151V153L212 154L213 152H212V150H209ZM221 151H223L222 149H221ZM234 151H235V149H234ZM29 152V153H28ZM42 152V151H41ZM58 152V151H57ZM86 152V153H87ZM142 152H144V151H142ZM201 152H204L203 150L201 151ZM224 152H226V151H224ZM223 152V153H224ZM44 153V152H43ZM46 153V152H45ZM59 153V152H58ZM91 153V152H90ZM89 153V154H90ZM95 153V152H94ZM101 153V152H100ZM127 153V152H126ZM137 153H139L138 151H137ZM145 153V152H144ZM143 153V154H144ZM205 153H204V156H206L205 155ZM28 154V155H27ZM38 153H36L35 152V155H37ZM49 154H51L52 155V153L51 152H49ZM48 154V155H49ZM60 154H61V151H60ZM88 154V153H87ZM109 153H107V155H108ZM143 154H140V155H143ZM165 154H168V155H172L171 157H169L168 155V157H165L166 155ZM200 154V155H199ZM210 154V155H211ZM217 153H215V155H216ZM50 155V156H51ZM95 155H97L96 153H95ZM103 155H105V154H103ZM102 155V156H103ZM139 155V156H140ZM145 155H147V154H145ZM147 155V156H148ZM196 155H198L199 157H196ZM209 155V156H210ZM214 155V154H213ZM213 155H211V157H213ZM228 155V154H227ZM226 155V156H227ZM59 157H61L60 155H58ZM73 156V157H72ZM91 156H94V154H91ZM98 156V155H97ZM121 156V155H120ZM132 156H134V155H132ZM131 156V157H132ZM138 156V155H137ZM147 156H142V157H147ZM229 156V155H228ZM55 157V156H54ZM54 157H53V159H54ZM57 157V156H56ZM62 157H63V155H62ZM61 157V158H62ZM101 157V156H100ZM99 157V158H100ZM105 157H107V156H105ZM117 157H119V155L117 156ZM126 159L128 158V157H126V154H125V156H124ZM141 157V156H140ZM141 157V158H142ZM186 157V158H185ZM94 158V157H93ZM134 158V160L135 159H137V158H135V157H133ZM140 158V159H141ZM175 158V159H176ZM180 158V159H179ZM203 158V157H202ZM202 158H200V159H202ZM50 159H51V157H50ZM57 159V158H56ZM66 159L64 160V158H63V160H64V163H65V161H66ZM86 159V158H85ZM106 159V158H105ZM109 159H111V156H110V158ZM130 159V157L128 158V160ZM173 159V158H172ZM172 159H171V161H172ZM199 159V160H200ZM203 159H205V157L203 158ZM210 159V158H209ZM212 159V158H211ZM10 160H9V162H10ZM52 160V159H51ZM63 160H62V162H63ZM69 160V161H68ZM71 160V161H70ZM101 160V161H100ZM138 160V159H137ZM137 160H135L134 162L135 163H139ZM174 160V159H173ZM179 160V161H178ZM194 160V162H195V164H197L198 162H199V160H198V162L196 163V161ZM207 160H208V158H207ZM239 160V161H238ZM132 161H133V159H132ZM132 161H128V162H131L132 163ZM143 161V160H142ZM142 161H140V162H142ZM176 161V160H175ZM174 161V162H175ZM185 161V160H184ZM187 161V160H186ZM193 161V160H192ZM204 161V160H203ZM209 161V160H208ZM207 161V162H208ZM213 161V160H212ZM45 162V163H44ZM51 162V161H50ZM53 162V161H52ZM57 162H59V160L57 161ZM72 162V163H71ZM127 162V163H128ZM133 162V163H134ZM146 161H144V165L143 164H141V163H139V165L141 164V165H143V166H145V165H148V167H149V165H150V163H148V162H146ZM164 162H166V164L164 163ZM188 162V161H187ZM186 162V163H187ZM193 162V163H194ZM205 162V161H204ZM206 162V163H207ZM16 163V162H15ZM39 164H40V162H38ZM49 163V162H48ZM55 163H56V161H55ZM143 163V162H142ZM163 163V164H162ZM189 163V162H188ZM187 163V164H188ZM206 163H205V165H206ZM17 164V163H16ZM15 164V165H16ZM41 164H42V162H41ZM40 164V165H41ZM50 164V163H49ZM53 164H54V162H53ZM125 164V165H124ZM180 164V163H179ZM178 164V165H179ZM195 164H193L194 166H195ZM250 164V166H248ZM52 165V164H51ZM51 165L49 166L48 164H46L45 165V167L46 166H48V168H49V170H50V168L52 169L53 168V165H52V167H51ZM62 165V164H61ZM61 165H57V167H59V166H61ZM67 165V164H66ZM67 165V166H68ZM140 165V166H141ZM38 166V165H37ZM64 166V169H65V164L63 165ZM63 166H62V168H63ZM66 166V169H65V171L63 172V174H64V176L68 179L69 178V176H70V173L72 174V171H71V169L69 168V167H67ZM133 166V167H132ZM180 166H181V164H180ZM184 166V165H183ZM183 166H181L182 168H183ZM186 166V165H185ZM43 167V166H42ZM139 167V166H138ZM146 167V166H145ZM196 167V168H197ZM7 168H9L11 171L12 170H14V172H15V182H14V184H12V185H8V180H7V174L5 173V172H7L8 173V169ZM44 168V167H43ZM42 168V169H43ZM139 168H142V167H139ZM144 168V167H143ZM179 168V167H178ZM32 169V168H31ZM61 169V168H60ZM79 169L81 170V168L79 167ZM146 169H148V168H146ZM146 169H143V170H146ZM172 170V171H170V170ZM187 168L185 167V170H186ZM255 170L254 172H255V174L254 175H252V173L250 172L251 170ZM10 170H9V172H10ZM41 170V169H40ZM46 170H47V167H46ZM48 170V171H49ZM55 170H57V169H55ZM68 170H69V176L67 177V175H65V173L67 172L68 173ZM73 170H74V168H73ZM85 170V169H84ZM104 170H103V175L105 176L106 174L104 173ZM149 170V169H148ZM180 170V169H179ZM205 171V169H204V166H203V168H202V171ZM32 171V170H31ZM36 171V170H35ZM35 171H34V174H36L35 173ZM42 171V170H41ZM59 171H61V170H59ZM63 171V170H62ZM71 171V172H70ZM82 171H83V169H82ZM175 171V172H176ZM187 171V170H186ZM190 171V170H189ZM193 171V172H192ZM202 171L200 170V175H202L201 173H202ZM50 172V171H49ZM52 172H53V174H55L54 175V177L57 175L58 176V178H59V176L61 175H63V174H61L60 172H59V174H58V172L57 173H55L56 171H53V169H52ZM87 172V171H86ZM89 172V171H88ZM185 172V171H184ZM183 172V173H184ZM253 172V171H252ZM45 173H47L46 171H45ZM66 173V174H67ZM84 173L85 172H83L82 173V175H84ZM118 173V172H117ZM182 173V174H183ZM190 173V172H189ZM191 173H190V175H191ZM204 173V172H203ZM40 174V173H39ZM205 174V173H204ZM10 175H13V174H10ZM32 175V176H31ZM47 175H48V179H51L52 180V175L49 173H47ZM73 175V174H72ZM71 175V178H73V176ZM82 175H80V176H82ZM88 175V174H87ZM120 175V174H119ZM184 175V174H183ZM42 176V175H41ZM44 176H46V175H44ZM63 176V177H64ZM110 176H111V174H110ZM112 176H113V174H112ZM120 176V177H121ZM89 177V176H88ZM88 177H86V174H85V178H88ZM97 177H99V176H97ZM150 177V175H148V178ZM202 177H203V175H202ZM12 178H14V177H12ZM34 178H36L35 176H34ZM38 178V177H37ZM42 178V177H41ZM45 178V177H44ZM46 178H47V176H46ZM61 178V177H60ZM66 178L63 180V182H64V184L66 183ZM71 178H69V179H71ZM93 178V177H92ZM112 178V177H111ZM110 178V179H111ZM157 178V177H156ZM32 179V178H31ZM39 179V178H38ZM76 179V178H75ZM103 179H104V177H103ZM149 179H151V178H149ZM158 179V178H157ZM188 179H189V177H188ZM260 179V180H259ZM12 180V179H11ZM35 180V179H34ZM58 180V179H57ZM60 180V179H59ZM96 180H98L99 181V179H97L96 178ZM94 181V179H91L90 178V180L88 179V180H86V186H88V188L89 187H91L90 188V190L92 189V191L94 192V196L93 195H91V194H89L90 196H92V197H94L95 199H96V203H98V201H101L102 199L100 198H97L96 196H97V194H99V196L101 195V193L100 192H102V188H104V187H102V186H98L99 188H100V190H98V189H96V182L97 181ZM109 180V179H108ZM257 180V181H256ZM14 181V180H13ZM42 181V183H43V181H45L46 182V180L45 179H43V180H41ZM61 181H62V179H61ZM70 181V180H69ZM75 181V180H74ZM154 181V180H153ZM52 182V181H51ZM51 182H46V184L47 183H51ZM53 182H56L54 179H53ZM68 182V181H67ZM109 182V183H108ZM241 182L242 183H246V182H243L242 180H241ZM248 182V181H247ZM35 183V182H34ZM72 183H77L78 184V182L77 181H75V182H72ZM72 183H70V184H72ZM30 184H32V183H30ZM62 184V183H61ZM69 184V185H70ZM77 184H75V185H77ZM248 184V183H247ZM256 184V185H257ZM20 185H23V184H20ZM33 185H35V184H33ZM54 185H55V183H54ZM57 185V184H56ZM79 185V184H78ZM105 185H113V187L112 186H109V187H107V186H105ZM0 186V187H1ZM38 186V185H37ZM46 186H48V185H46ZM50 186V185H49ZM48 186V187H49ZM67 186V185H66ZM252 186V185H251ZM27 187V186H26ZM43 187V186H42ZM41 187V189H43ZM59 187H61V185L59 186ZM65 187V186H64ZM64 187H63V189H64ZM73 187V186H72ZM78 187H80V188H82L81 187V185L80 186H78ZM257 187V186H256ZM255 187V188H256ZM21 188V187H20ZM19 188V189H20ZM28 188V187H27ZM31 188V187H30ZM67 188H68V186H67ZM1 189V188H0ZM29 189V188H28ZM48 189V188H47ZM55 189V188H54ZM58 189V188H57ZM60 189V188H59ZM73 189V188H72ZM71 189V190H72ZM78 189V188H77ZM76 188H75V190H77ZM215 189H217L219 192H220V190L222 191V196L221 197H217L216 199L217 200H208V199H204V198H202L203 196L201 195L202 194V192L204 191V192H207V193H214L213 192V190H215ZM252 189V188H251ZM264 189V188H263ZM263 189H261V190H263ZM24 190V189H23ZM22 190V191H23ZM26 190V189H25ZM74 189L72 190V191H75ZM81 190L82 189H80V191H78V192H81ZM95 190H98V191H100L99 193H98V191H95ZM216 190V191H217ZM257 190H259V189H257L256 188V191ZM36 191H37V189H36ZM40 191V190H39ZM56 191V190H55ZM62 191V190H61ZM84 190H82V192H83ZM104 191V190H103ZM106 191V190H105ZM29 192H31V190L30 191H28V193ZM48 192V191H47ZM46 192V193H47ZM58 192V191H57ZM65 192H66V190H65ZM95 192H97L96 193V195H95ZM27 192L25 191V193H24V195L26 194ZM35 193V192H34ZM42 193V192H41ZM86 193V192H85ZM89 193V191H87V194ZM109 193V192H108ZM1 194H0V197L1 198H3V196H1ZM23 194V193H22ZM30 194V193H29ZM28 194V195H29ZM32 194V193H31ZM36 194V193H35ZM34 194V195H35ZM37 194H38V192H37ZM64 194V193H63ZM67 194V193H66ZM75 194V193H74ZM79 194V193H78ZM102 194H103V197L104 196H106V193L104 194V192H102ZM217 194H219V193H217ZM18 195H20V194H18ZM49 195V194H48ZM80 195V194H79ZM82 195H83V193H82ZM86 195V194H85ZM109 195H110V193H109ZM213 195V194H212ZM215 195H216V193H215ZM214 195V196H215ZM261 195V194H260ZM262 195H264L263 194V192H262ZM26 197H27V194L25 195ZM45 196V195H44ZM88 196V195H87ZM86 196V198L87 199H85V201L87 200V201H89L88 200V197L90 198V196H88L87 197ZM102 196V195H101ZM108 196V195H107ZM111 196H112V194H111ZM206 196V195H205ZM218 196H220V195H218ZM90 198V199H94V198ZM109 197V196H108ZM114 197V196H113ZM112 197V198H113ZM114 197V198H115ZM209 197V196H208ZM230 197L232 198L233 197V200H235V201H237L238 202V204H236L237 206L236 207H234V203H233V205L232 204H230V203H228L231 207H227V206H225V203H226V205H227V202H229L230 201ZM36 198V197H35ZM39 198H40V196H39ZM60 198V197H59ZM77 198H78V196H77ZM81 198V197H80ZM80 198H78L79 199V204H80V202L82 201V200H80ZM206 198V197H205ZM18 199V198H17ZM22 199V198H21ZM26 199V198H25ZM25 199L23 198V200L25 201ZM28 199V198H27ZM26 199V201H28ZM40 199H42V198H40ZM64 199V198H63ZM71 199H72V197H71ZM76 199V198H75ZM81 199H83V198H81ZM52 200V199H51ZM61 200H62V196H61ZM67 200H69L70 201V197H69V199H67ZM114 200H116V199H114ZM30 201H32V198L30 199ZM34 201H36V199H34ZM42 201V200H41ZM41 201H37L38 202V204H39V202H41ZM44 201L46 202V199H44ZM85 201H83V202H85ZM86 201V202H87ZM92 201L93 200H91V203H92ZM104 201V202H103ZM103 201H101V203H100V205H102V204H104L105 205V201H106V198H105V200L103 199ZM111 201V199H109V201L108 202H110ZM248 201V202H247ZM15 203H16V200L14 201ZM62 202V201H61ZM72 204H73V202H75V200H72V201H70ZM103 202V203H102ZM113 202V201H112ZM111 202V203H112ZM232 202H234V201H232ZM17 203H20V202H17ZM23 201L21 202V205H23ZM34 203H36V202H34ZM33 203V201H32V204H34ZM44 202H42V203H40L41 205L43 204ZM67 203V202H66ZM78 203V202H77ZM76 202L74 203V205L75 204H77ZM89 203V205H90V201L88 202ZM114 203V204H115ZM26 204H28V202L27 203H24V206H25V211H24V208H23V211H21L22 210V208L20 209V206L19 205H17L18 207H16L17 209H18V211H20L21 213H22V215H21V217H23L24 218V220H22V218H20V220L24 223V224H22V223H20L21 221H18V218L16 219V218H14V217H16V215H15V212H8V213H10V216L12 215L11 213H14V215L15 216H12V218L13 219H16L18 222H19V224L21 225H18L17 227H18V229L19 230H17V227H16V229L14 228L15 227V224H12L11 225V223L12 222H10V219H11V221L13 220L11 217H10V219H8V222H10V225L8 226H6V227H4V231H5V233L6 232H9V231H7V228H9L10 229V227H12V226H14L13 228H11V230L12 229H14L15 231H16V233H14V234H12L11 232L13 231H10L9 233H10V237L12 236L13 237V235H14V237H15V240L17 241V239L16 238H18V236L20 235V236H22L21 234L23 233V234H25L26 236L25 237H27V239H29L30 240V242L29 241H27V242H29V245H33V244H35L36 245V247L34 248H32V251H34L35 249L37 250V246H38V250L40 249V247H41V249H40V251L42 250L43 252H45V253H50V251H51V253L53 252V251H55L56 252V250L55 249H57V246L58 245H60V243H62L63 245L65 244L64 242H66V244H68L67 242L68 241H64V238L63 239H60V240H58V241H61V240H63L64 242H57V244H56V241H57V239L60 237V235H59V237L58 238H56V236H53V234L54 233H51V232H53V231H55L56 230V227H58V226H54V225H52L51 223V225L49 224H47L46 223V221L48 222V220H46V217L48 216L47 215V212H48V210L47 209H45V206L46 207H48V209L50 210V207L49 206H51V205H42V206H44V207H42V208H44L43 209V211H44V213H46L45 214V216H44V214L42 215H40L41 216V219L43 218V220H45L44 222L46 223L45 225H43V223H41L42 221H41V219L40 220H38V218L39 217H37L36 216V218L34 217V215H36V213L37 212H39L40 211V208H38V206H37V208H36V205H38L37 203L35 204V208H36V213L34 214V213H32L31 212V210H33L32 208H34V205H32L31 204V206H33L32 208H31V210L29 209V204H30V202H29V204H28V208L26 209ZM46 204H48V202H46ZM79 204H77L78 206H77V209H79L80 208V206H81V204H80V206H79ZM92 204H94V201H93V203ZM251 204V203H250ZM40 205V206H41ZM63 205H64V202H63ZM71 205V204H70ZM73 205V206H74ZM85 203L83 204V207H85V206H89V205H85ZM107 205H108V203H107ZM13 206H15L14 204H13ZM39 206V207H40ZM69 206V205H68ZM99 206V205H98ZM263 205H261L259 208L261 209V208H263L262 207ZM8 207V209H9V206H7ZM75 207V206H74ZM79 207V208H78ZM82 207V206H81ZM82 207V209H84ZM100 207V206H99ZM99 207H97V208H99ZM104 207V206H103ZM125 207V208H124ZM41 208V209H42ZM53 208V207H52ZM86 208L87 207H85V210H86ZM92 208V207H91ZM253 208V209H252ZM7 209V210H8ZM29 209V210H28ZM68 209V208H67ZM66 209V210H67ZM70 209V208H69ZM109 209H111L110 208V206H109ZM115 209V208H114ZM264 209V208H263ZM37 210H39V211H37ZM74 210V209H73ZM88 210H89V207H88ZM91 210H93V212H94V208H92ZM90 210V212H92ZM95 210H97V209H95ZM101 210V209H100ZM103 210H105V209H103ZM127 210V209H126ZM13 211V210H12ZM47 211V212H46ZM59 211V210H58ZM79 211H80V209H79ZM87 211V210H86ZM118 211V210H117ZM120 211H122V210H120ZM124 211V210H123ZM259 211V212H258ZM41 212V211H40ZM83 212H85V211H83ZM98 212V211H97ZM112 212H114V211H112ZM20 213V214H21ZM52 214H53V211L51 212ZM59 213V212H58ZM56 214V215H58L59 216V214ZM61 213H62V211H61ZM86 213V212H85ZM84 213V214H85ZM95 213H96V211H95ZM95 213H93V215H95ZM48 214H49V212H48ZM52 214H49V215H52ZM55 214V213H54ZM80 215H81V211H80V213H79ZM78 214V215H79ZM84 214H82V216L84 215ZM88 214H89V212H88ZM97 214V213H96ZM9 215V214H8ZM38 215V214H37ZM103 215V214H102ZM116 215V214H115ZM20 215H18V217H19ZM45 218H44V217ZM55 215H52V216H49V217H52V219H54V220H50V222H54V224H56L55 222V217H54ZM66 216V215H65ZM86 216V215H85ZM85 216H83V217H85ZM9 217V216H8ZM60 217V216H59ZM73 217V216H72ZM76 217H77V215H76ZM80 217V216H79ZM89 217H91V221H92V223L90 224L91 226H94V229H97L98 227H100V225L98 226L97 225V222L96 221H94V218H96V217H94V216H92V214H91V216H89ZM98 217V216H97ZM101 217V216H100ZM104 217L106 218V216H105V214H104ZM119 217V216H118ZM48 218V217H47ZM58 220H60V218H58V217H56ZM74 218V217H73ZM115 218V219H114ZM117 217H110V223H108V219H109V217L108 218H106L105 219V221L107 222V226H106V229L108 228L110 231H108V229H107V231L108 232H112L113 230H114V228H116V223H113L114 222V220L115 221H118V219H116ZM4 219H6V216L4 217ZM51 219V218H50ZM66 219H68V218H66ZM71 219V218H70ZM77 219H78V217H77ZM98 219L100 220V219H103V218H99L98 217ZM97 219V220H98ZM16 220H13V222L15 223V221ZM71 220H73V219H71ZM76 220V219H75ZM83 220V219H82ZM88 220L90 221V218H88ZM104 220V219H103ZM69 222H70V220H68ZM67 221V222H68ZM77 221V220H76ZM80 221L81 220H79V224H78V227L76 226V228H75V226L73 227V228H75V229H79V226H80ZM105 221H103L104 223V225H105ZM2 222H3V220H2ZM2 222H1V224H2ZM7 222V221H6ZM60 222V221H59ZM63 221H61L60 223V227H61V225L62 224H64L65 223V221L62 223ZM66 222V223H67ZM75 222V221H74ZM78 222V221H77ZM76 222V223H77ZM84 222V220L83 221H81V224ZM120 222V221H119ZM179 223L181 226H182V228L183 229H181L179 232L178 231H176L177 229H176V227H175V225H176V223ZM17 223V222H16ZM49 223V222H48ZM118 223V222H117ZM0 224V225H1ZM100 224V223H99ZM102 224V225H103ZM113 224L115 225V227L113 226ZM120 225H121V223H119ZM118 224V225H119ZM6 225V224H5ZM17 225V224H16ZM46 225H48V226H46ZM58 225H59V223H58ZM66 224H64L63 226L64 227H61L63 230V232L66 230H70V229H66L65 227H69L68 226V223H67V225L65 226ZM72 225V224H71ZM84 225H85V223H84ZM117 225V226H118ZM120 225H119V227H120ZM178 225V224H177ZM50 226H52V230H50ZM54 226V227H53ZM83 226V225H82ZM81 226V227H82ZM21 227V228H20ZM45 227H46V229H45ZM89 227V226H88ZM88 227H86V229H82L83 230V232H84V230H86V233L88 234V232H87V230H89V234L88 235H90V232L92 233V231L90 230V229H87ZM104 227V226H103ZM42 228H44V229H42ZM47 228L51 231H49V230H47ZM3 229V228H2ZM55 229V230H54ZM92 229H93V227H92ZM99 229V230H98ZM97 229V231L95 230V232L97 233L98 231L100 232V233H102L101 232V228H98ZM103 229V228H102ZM106 229H105V227H104V232H107L106 231ZM21 230V231H20ZM41 230L44 232V233H42L41 232ZM47 230V231H46ZM182 230H184V232H186L187 234L188 233H190V234H193L192 236L190 235V237H193V238H187L186 236H187V234H186V236L185 235H180V232L182 231ZM18 231H19V233H18ZM50 232L49 234H50V236H53V237H48L49 236V234L47 233V232ZM57 231V233H58V230H56ZM55 231V232H56ZM22 232V233H21ZM70 232V231H69ZM80 232H82V231H80ZM114 232V231H113ZM113 232H112V234H113ZM65 233V232H64ZM73 231H71L70 232V236L71 235H73V234H75V235H77L76 233H73ZM99 233V234H100ZM175 233V234H174ZM182 233V232H181ZM7 234V233H6ZM45 234V235H44ZM59 234V233H58ZM69 234V233H68ZM81 234V233H80ZM80 234H79V239H77V241L79 240L80 241V237L82 238V236H80ZM84 234H85V232H84ZM111 234V235H112ZM116 234V233H115ZM75 235H73V236H75ZM93 235V237L95 238V235H94V233L93 234H91V236ZM64 236H67L66 235V233H65V235ZM70 236H69V238H70ZM85 236V235H84ZM87 236V235H86ZM90 236V237H91ZM96 236H97V234H96ZM98 237V239H99V236H97ZM112 238L114 237V235H112L111 236ZM0 238L2 239V236H0ZM61 238H62V236H61ZM73 238H76V237H73ZM104 238V237H103ZM11 239V238H10ZM10 239H9V236L7 237V242H4V240H3V242H2V245H4L3 243H5V245L6 244H8L9 243V241H10ZM20 239V238H19ZM48 240V242H47V240ZM82 239H84V238H82ZM85 239L87 240V238L85 237ZM97 239V238H96ZM97 239V240H98ZM101 239V238H100ZM212 239H213V241L214 242H211L212 241ZM2 240H0V241H2ZM12 240V242H14V243H16V244H14L13 246H15V245H17V244H19V243H17V242H15V240H14V238H12L11 239ZM21 240V239H20ZM49 240H53L52 242L53 243H55V244H53L52 242L50 243L49 242ZM54 240H55V242H54ZM76 240V239H75ZM75 240H72V241H74L75 242ZM86 240H84V241H86ZM93 240V239H92ZM113 240H114V238H113ZM209 240H211L210 242L213 244V243H215L216 241H217V243H218V245L217 244H215V246H218V247H216V250L214 249H211V248H214L215 246H214V244H213V246L210 248L209 246H208V241ZM24 241V240H23ZM22 241V243H27L26 242V240L23 242ZM70 241V240H69ZM99 241V240H98ZM101 241H102V239H101ZM11 242V241H10ZM19 242V241H18ZM91 242V241H90ZM89 242V243H90ZM94 242H96L95 240L93 241V242H91V246L88 244V242H87V244H88V246H89V248H87V247H84V248H87V251H88V254H87V256H89V258L87 257V256H84L85 257V260H86V257H87V262L89 263V264H105L107 261H109L111 264H117V262L120 260V258H121V260L122 261H124V263H125V260H123L125 257H122L125 253H124V251L122 252H120V254H121V257H119L120 256V254H119V256H118V254L116 255V253H114L112 250H111V252L113 253V255L111 256L110 255V253H108V255H106L105 253V255L104 256H101V255H99V253H97L96 252V249L94 248L95 246H92V245H94ZM114 242V241H113ZM170 242H172V244L174 245H172L171 246V248H170V246H168V244L170 243ZM209 242V243H210ZM1 243V242H0ZM31 243V244H30ZM81 243H82V241H81ZM85 243V242H84ZM93 243V244H92ZM96 243H98V242H96ZM102 243V242H101ZM101 243H99V244H101ZM106 243H108V241L106 240ZM11 244V243H10ZM13 244V243H12ZM12 244H11V249L13 250V252H14V249H16V247L14 248V247H12ZM39 244V245H38ZM40 244H41V246H40ZM70 244V243H69ZM76 244H77V242H76ZM98 244V245H99ZM110 244V243H109ZM117 244V243H116ZM254 244H255V246H254ZM20 245V244H19ZM62 245V246H63ZM71 245V244H70ZM79 245H81L80 243H79ZM79 245H77V247L79 246ZM83 245V244H82ZM81 245V246H82ZM113 245V244H112ZM114 245H115V243H114ZM1 246V245H0ZM10 246V245H9ZM8 245L7 246H5L6 247V249H7V247H8V250H10ZM25 246H26V244H25ZM27 246H28V244H27ZM62 246H60V247H62ZM107 246H108V244H107ZM1 247H3L4 249H5V247L4 246H1ZM17 247H19V246H17ZM31 247V246H30ZM29 247V248H30ZM65 247V246H64ZM64 247H62L60 250H63V248ZM68 247V246H67ZM66 247V249H67V251H69L70 249V246L67 248ZM111 247V246H110ZM115 247V246H114ZM118 246H116V248H117ZM26 247H24V249H25ZM219 248V251H217V249ZM0 249H2V248H0ZM5 249V251H8V250H6ZM27 249H28V247H27ZM75 249H77V248H75ZM78 249H79V247H78ZM78 249H77V251H78ZM83 248H81V249H79V254L80 253H82L81 252V250H82ZM95 249V250H94ZM258 249V248H257ZM16 250H18V249H16ZM16 250H15V252H16ZM35 250V253L37 252V253H39L40 251H36ZM110 250V249H109ZM109 250H107L108 252H109ZM120 250H122L121 248H120ZM27 251V250H26ZM31 251V252H32ZM40 252L39 254H45V253H43V252ZM71 251V250H70ZM73 251V250H72ZM72 251L71 252H67L65 255H68L69 254V256H70V254H72ZM76 251V252H77ZM84 251V250H83ZM115 251V250H114ZM259 251V252H260ZM2 252H4V251H2ZM11 252V253H10ZM11 250L9 251V253L12 255V256H15V255H13L12 253H13ZM14 252V253H15ZM18 252V251H17ZM16 252V253H17ZM21 252V251H20ZM24 252V251H23ZM31 252H28L29 253V256H30V253ZM61 252V251H60ZM65 252H66V250H65ZM116 252V251H115ZM257 252V251H256ZM6 253H8V252H6ZM15 253V254H16ZM34 253V252H33ZM51 253L49 254V255H47V254H45V257H46V255L49 257L48 259L50 260V258L51 257H53L54 255H51ZM78 253V252H77ZM85 253H86V250H85ZM85 253H83V254H85ZM118 253V252H117ZM122 253H124L123 255H122ZM253 253V254H252ZM25 254V252L22 254V256ZM38 254V255H39ZM53 254V253H52ZM57 254V253H56ZM60 254V253H59ZM58 254V255H59ZM82 254V255H83ZM17 255H18V253H17ZM16 255V256H17ZM28 255V254H27ZM26 254H25V256H23L20 260H22V263H18V262H16L14 259H12V258H10V256H8V255H6L5 253H0V264H23L25 261H27L28 259V261H30V258L27 256ZM58 255H55L53 258H56V259H59V258H57V256ZM61 255H64L63 253L61 254ZM73 255H75V251H74V253H73ZM78 255V254H77ZM28 258H27V257ZM43 256V255H42ZM69 256H67V258L69 257ZM76 256V255H75ZM257 256V255H256ZM18 257V256H17ZM31 257V256H30ZM35 257V256H34ZM44 257V256H43ZM59 257V256H58ZM71 257H72V255H71ZM78 257V256H77ZM79 257H80V255H79ZM78 257V258H79ZM117 257H119V260H118V258ZM254 257V258H253ZM38 258V257H37ZM40 258H41V256H40ZM39 258V260H37L36 259V257H35V259H36V262L34 261H32L33 263H35V264H47L48 262H46V260H47V258H45L46 260H44V259H40ZM65 258H66V256H65ZM64 257H63V259H64V261H66L67 260V258L65 259ZM75 257H72V260L74 259ZM19 259V258H18ZM32 259V258H31ZM71 259V258H70ZM76 260H77V258H75ZM82 259V261H85V260H83V258H81ZM80 259V260H81ZM253 259H255V261H253ZM48 260V261H49ZM54 260V259H53ZM52 260V261H53ZM72 260H69L68 259V261H72ZM118 260V261H117ZM130 260V259H129ZM128 260V261H129ZM17 261H19V260H17ZM56 261H58V260H56ZM59 261H60V259H59ZM58 261V262H59ZM63 261V262H64ZM68 261H66V262H68ZM78 261V260H77ZM76 261V262H77ZM120 262L121 264H124L123 262ZM126 261H127V259H126ZM51 262V261H50ZM55 262V261H54ZM53 262V263H54ZM57 262V263H58ZM72 262H74L75 264H77L74 260L72 261ZM72 262H70V263H72ZM80 262V261H79ZM237 262V261H236ZM245 262V261H244ZM244 262L242 263V264H244ZM249 262V261H248ZM27 263V262H26ZM31 263V262H30ZM56 262L54 263V264H57ZM60 263V262H59ZM81 263V262H80ZM88 263H85V264H88ZM119 263V262H118ZM126 263H128L129 264V262H126ZM232 263H233V261H232ZM231 263V264H232ZM28 264V263H27ZM32 264V263H31ZM64 264H65V262H64ZM67 264V263H66ZM69 264V263H68ZM233 264H235V262L233 263ZM263 264V263H262Z\"/></svg>","mask_w":264,"mask_h":264},{"label":"rangeland","instance_id":"rangeland-1","mask_svg":"<svg viewBox=\"0 0 264 264\" xmlns=\"http://www.w3.org/2000/svg\"><path fill=\"white\" fill-rule=\"evenodd\" d=\"M9 1V2H8ZM12 1V2H11ZM25 1H27V0H0V20L2 21H0V25H1V27L0 28H2V29H0V44H7V43H11L14 47H13V50H15V51H17V52H15L18 56H20L21 58H22V63H23V66L24 67H26V65H27V67L26 68H23V70H24V78L23 77H21V76H19L18 74H17V72L16 71H13V68H11V66H12V63H13V59H11V58H9V56H8V58H6L7 56H3L2 58L3 59H1V57H0V60H1V63H0V65H1V67H0V78L2 79V80H0L1 82V84L0 85H2V86H4L3 87V89L5 88V92L7 93V92H10V94H12L11 96H12V101L14 100V102L15 101H19L20 103H18V101L16 102L17 103V107L15 106L16 104L14 103V102H10V98H8L7 97V95H10L9 93H5V92H3L2 90V88H0V95H3L4 96V98H6L7 97V99H6V101L4 102L3 101V103H2V105H1V107L3 108V109H5V111H9V110H16L17 111V108L19 109V105H20V111H18V112H16L17 114H19V115H21V114H23V112L25 113V116H24V118H22V121H20V120H18V122H11V121H6L5 120V122L6 123H4V124H0V146L3 144V146H5V145H9V144H13V146L15 147V149H16V151H14L15 153H17V154H15V156L16 157H14L13 158V160H10V159H8L6 162L7 163H14L13 164V166H15V167H18V168H21L22 167V165H24V163L26 162V161H28V158L29 157H27V156H25L26 155V153H25V151H26V146H25V142H26V140L28 139V137H29V139L30 140H28L29 141V143L31 142V143H34V144H36V147H35V149L34 150H36V148L39 146V149H37L36 151H34L33 149H32V151L34 152L33 153V155H34V158H37L38 157V155L40 156V158H42V159H45L44 157H47L48 159V162L50 163H45L44 165H43V161L40 159L39 160V157L37 158V160H36V164H34V166H32V167H29L28 168V171L26 172V175L25 176H27V177H29L30 175L29 174H31L32 172H33V176L32 177H30V181L31 182H29V183H24L22 180L20 181V182H18L17 184H19V186L21 187H18V190H16V193H17V196L18 197H16V199L14 198V200L13 201H9L8 200V198L5 196H3L1 193V196H3V198H1L0 197V224H1V222H2V220H3V222H2V224L0 225V236H2V239L4 240V242H7L8 240H7V237L9 236V239L11 238H14V240H15V237H14V233H16V231L14 230V229H12L11 230V228H13L14 226H12V227H10V229L9 228H7V231H12L11 233L12 234H14L13 235V237L11 236L10 237V231L9 232H6L5 233V231H4V227H6L7 225L9 226L10 225V222H12L11 223V225L12 224H15V229H16V227L18 226V225H20L19 224V222L18 221H21L20 220V218H22V220H24V218L23 217H21V215H22V213L20 212V211H18V209L16 208V207H18L17 205H21V202L23 201L24 203H27L28 202V204H29V202H30V204H29V209L31 210V208L33 207V206H31V204H32V201H33V203L34 202H36L37 204H38V202L37 201H41V202H39V204L38 205H36V208H37V206H38V208H40V211L39 210H37V211H39V212H37L36 213V208H35V204L36 203H34V204H32V205H34V208H32L33 210H31V212L32 213H36V215H34V217L36 218V216L37 217H39L38 218V220H40L41 219V214L43 213L44 214V216H45V214L46 213H44V211H43V209L44 208H42V207H44L45 205H51V206H49L50 207V210L48 209V207H46L45 206V209H47L48 210V212H49V214H52L51 212L53 211V214L52 215H55L56 217H58V218H60V220H58L55 216V223L56 224H54V222L52 223V222H50V220L52 221V220H54V219H52V217H49V216H52V215H49L48 214V212H47V217H46V220H48V222L46 221V223L49 225L50 223L52 224V225H54L55 227L56 226H58V227H56V230H58V233H57V231L55 232V231H53L51 228H52V226H50L49 228H50V230H52L53 232H51L48 228H47V230H49L51 233H54L53 234V236H56V238H58L59 237V235H60V237L57 239V241H56V244H57V242L59 243V242H64L65 240L66 241H68L67 243L68 244H66V242H64L65 244L63 245L62 243H60V245H58L57 246V249H55L56 250V252L55 251H53L52 253H51V251H50V253H51V255H58L59 253V257L57 256V258H59L60 259V261H59V259H56V258H53V257H51L50 258V260L48 259L49 257L47 256V255H49L50 253H45V252H43L42 250V252L43 253H45V254H47L46 255V257H45V254H39L41 251H40V249H41V247H40V249L38 250V246H37V250L36 251H40L39 253H35V250L34 251H32V248L34 247H36V245L35 244H31V245H29V242H30V240L29 239H27V237H25L26 235L25 234H23L22 232V236H18V238H16L17 239V241L15 240V242H17V243H19V244H17V245H15V246H13L14 244H16V243H14V242H12V240L10 239V241H9V243L8 244H6L5 245V243H3L4 245H2V242H3V240L0 238V240H2V241H0L1 243H0V245L1 246H9L10 248V250L13 252V250L11 249V244H12V247H16V249H18V250H16V249H14V252H15V250H16V252L18 253V255H17V253L15 254L14 252L12 253L13 255H15V256H12L10 253H9V251L10 250H8V247H7V249H6V247H5V249L6 250H8V251H5V249L3 248V247H1L0 246V248H2V249H0V253H5L6 255H8V256H10V258H12V259H14L16 262H20V263H22V260H20L23 256H25V254L30 258V261H25L23 264H35V263H33L34 261L36 262V259L37 260H39V258H40V256H41V258L40 259H44V260H46L45 258H47V260H46V262H48L47 264H54L55 262L57 263L58 261L60 262H58L57 264H64V262H65V264L67 263H69V264H75L74 262H72L73 260L76 262L77 260V264H85V263H88L87 262V257L89 258V256H87V254H88V251H87V248H89V246H88V244L91 246V242H93L94 240L96 241V242H98V243H96V242H94V245H92V246H95L94 248L96 249V252L97 253H99V255H101V256H104L105 254L106 255H108V253H110V255L112 256L113 255V253L111 252V250L114 252V253H116V255L118 254V256H119V254H120V252L122 251H124L125 250V248H124V246L121 244V245H119L120 243H121V241H117V240H115V239H118V238H120L118 235V231H119V233H121L122 234V232L120 231V229L119 228H121L122 226H123V224H124V220L123 219H121V215H123V213L125 212V214L128 212V208H126V209H117V205H118V203H115V202H122V204H124V200H118L117 201V198L115 197V194L117 193L116 191L118 190V188H116V189H113V188H115V187H118V186H120V185H118V184H116L114 181H113V179L115 180V178L116 177H114V175H116L117 174V178H116V180H118V183L120 184V182H119V180L120 181H122L123 180V178H122V173H120L119 171H117V172H115V171H110V173H109V171H108V174H107V170L105 169H102L101 170V172H102V174H100V175H98L99 173H100V171L98 172V173H96V175L94 176V174L95 173H93L92 172V170H91V168H90V166L87 168L86 166H84L85 168H83V166H79V164H77L78 163V161H76V158H75V160H74V157L72 158V162H73V164H70L71 165V167H72V165H73V168H74V170H73V168H70V166L68 165L69 164V162L67 163V159L69 158V156H64V154H66V152H64V154H63V148L64 147H66L65 149H66V151L68 152V153H70V152H72L73 150L74 151H76L77 150V148L78 147H80V145H79V143H81V146H83V150L82 151H79V150H77V151H79L80 152V154L81 155H83L82 157L84 158V160H87V161H91L90 159L92 158V160H99V159H101V158H103L104 160H102V161H110V160H112L113 158V156L115 157V159L114 160H117L118 158V160L120 161L121 159V161L120 162H122L123 161V163H125V164H127L126 166H128V164L130 163V164H136L135 166H137L136 168L141 172V173H145V171H146V173H145V175H146V179L147 180H149V182L151 181V182H156L157 180L159 181L160 180V177H158L159 175L157 174L155 177H153V175L150 173L153 169H154V163H155V165L156 164H158L156 161H153V155L154 154H152L153 152H152V148H151V146H150V144H152V142H154V144L153 145H156L157 143H161V142H164L163 140H165V142L164 143H166V141H167V145L168 146H171L172 144H174L173 146H175V144H177L178 145V148L176 149V147H174L173 148V146H171V148H173V149H170V150H167V152H168V154H170V152H171V154L173 153V156L172 155H168V154H165L166 156L165 157H171L172 156V158L174 159H172V161H171V159L169 160L170 162L168 163V166H169V164L170 165H173V163H175V164H177V171H176V169H175V167H174V165L173 166H171L170 168H172V170H174V171H172V170H170V171H172V172H174V173H181L180 175H181V177L183 178V181H182V187L183 188H189L188 189V191L191 189L188 185L190 184V181H189V183H188V180H190V177L192 178L193 177V179H195L196 180V178H194L195 176L194 175H196L197 173L196 172H198V170L200 169V167H201V171H202V168H203V166H204V169H205V171L203 170L202 171V175H203V177H202V175H200L199 173H200V170H199V172H198V176H196L197 177V179H203L204 178V176L205 177H207V174H208V166H207V164H211L212 162H213V165H215V163H217L218 161H219V157L221 158L222 157V159L223 158H225L226 157V159L228 158V159H230V156L231 155H234L235 153H232V152H236V148H234V145H236V144H238V140H239V138H238V136H242V135H244L248 130H250V128H251V125L253 124V118H251L252 117V114H251V109H249V108H247L246 110H245V108L243 107V103H241V102H239L240 104H238V103H236V108L234 109V110H232V113H231V111L229 110V106H230V103L232 102L231 101V99H230V97H226L225 99H224V102L225 103H223V109H221V111H219V115L217 114L216 116V118L214 119V120H212L210 123H208L209 125H211V126H208V125H206V124H201V123H199L198 122V119H197V116H198V114H202L203 112V109H202V106H200V105H197V108L195 109L193 106L194 105H196V104H193V103H190V102H188V103H190V104H188V105H190V106H188L187 104H185L186 102H185V100H183V98L184 99H188L187 101H191V102H193L194 100H192L191 98H189V96H188V88H189V83L191 82L190 80H192L193 78H195L196 77V69H195V66H193L192 65V67L190 66V64H191V62H190V60L187 58V57H185V56H187V52H186V48L188 47V45H191L190 44V42H188V41H183V42H185V46L183 45L184 43H182V41H181V38H179V37H177V44H178V46H177V44H176V48H178L179 47V43H181V45H180V49L178 50L177 49V51L179 52V54H178V52H176L178 55H176L177 57V59H176V67H174V65L170 62V60H166V58H165V62L164 61H162V63H159L157 60L158 59H149V56H148V52L150 53V51L148 50V47H150V45H151V49H152V47L154 48V44H153V42H151V39L149 38V36H150V31H151V29L152 28H154V27H157V26H159V28L161 29V36H163V35H166V36H168V37H170V35H168V32H167V30H165V29H168V28H166L167 27V25H168V23H167V21H165V19L166 20H168V18L166 17V12L164 11V9H162L161 7L159 8V7H157L156 6V3H155V1L154 0H145L146 2H144V0H141L142 1V3H141V1L139 0H131V1H133L134 2V4L136 5L137 4V2H140V4H143V6L142 7H140L139 8V10L141 11L142 9L144 10H142V12H140V13H136L135 12V14H132V12H131V14L133 15H130V13H128L127 11L125 12V13H128V16H129V18L131 17V20L128 18V16L127 15H124L125 13H123L124 12V9H126V6H124V4L125 3H127L128 1L126 0V1H124V3H123V6L125 7H123V9L119 12L120 14H122L124 17L123 18H121L122 16L120 15L119 17L120 18H116V22L118 21L117 19H121V21H119V22H117V23H115V20H114V18H109V20H108V18H107V21L109 22V28H107L106 26H108V24L106 25V26H104L103 24H102V22L104 23L105 22V24L106 23H108L107 21H106V19H105V21L102 19V18H100V12L102 11V9L104 8H107V6H108V4H107V1H109V0H95V2H94V0L93 1H90V0H28L26 3H25ZM33 1V2H32ZM58 1V2H57ZM66 1H68V4L66 3ZM72 1V2H71ZM86 1V2H85ZM130 1V0H129ZM137 1V2H136ZM152 1H154V2H152ZM163 1H165V2H171V0H163ZM186 1H189V2H191L192 3V0H186ZM203 1V0H202ZM205 1H207V3H209L208 1H211V3H212V1H213V3L211 4V3H209V4H211V5H213V6H215V3H214V0H205ZM9 3V5H8V3ZM14 2V4H12ZM23 2H24V4H23ZM33 3V5L31 6H29V3ZM75 4H74V3ZM92 2H94L93 3V5H92ZM96 2L98 3V4H100V2H101V4L99 5V8L100 9H98V4H97V6L95 5L96 4ZM102 2H104V3H102ZM122 2H123V0H122ZM132 2V3H133ZM195 2H197V3H195ZM200 2H201V0H200ZM199 2V0L197 1V0H193V4H197L196 5V7L198 6V5H200L201 4V6H202V4H203V6L204 5H206V6H204V7H206V9L205 8H202L201 6V9H200V7L198 8V9H200L201 11H204L205 12V10H207L206 12H208V15H211L210 13H209V11H210V9H208L207 7H209V8H212L213 9V11H214V15L213 16H211V18L212 19H220V20H222L223 18L222 17H220V15H218V14H216V11H215V8L213 7V6H211V5H209V4H207L206 2H201L200 3ZM7 4V5H1V4ZM22 5H21V4ZM27 3H28V5H27ZM35 3V4H34ZM39 3V4H38ZM41 3V4H40ZM62 3V4H61ZM68 5V7H67V5ZM73 3V4H72ZM90 3V4H89ZM129 3H131V2H129ZM128 3V4H129ZM131 3V4H132ZM198 3H200V4H198ZM20 4V5H19ZM55 4V5H54ZM57 4V5H56ZM59 4H60V6H59ZM107 4V5H106ZM128 4H125V5H128ZM13 5H18V6H14L13 7ZM43 5V6H42ZM63 5H64V7H63ZM88 5V6H87ZM95 5V6H94ZM103 5V6H102ZM146 5H148L147 6V9H146ZM7 6L8 7H10V6H12V7H10V8H7ZM26 6H27V8L28 9H26ZM69 6H72L70 9H69ZM76 6V7H75ZM78 6V7H77ZM102 6V7H101ZM150 6V7H149ZM18 7V8H17ZM42 8V9H40V8ZM91 7V8H90ZM136 7H139L138 6V4H137V6ZM1 8H3V9H5V10H3V9H1ZM14 8V9H13ZM51 8H52V10H51ZM83 8H84V10H83ZM94 8V9H93ZM145 8V9H144ZM260 8V7H259ZM26 9V10H25ZM47 9H48V12H47ZM80 9V10H79ZM85 9H88V10H85ZM98 9V10H97ZM151 9H153V10H151ZM156 9V10H155ZM212 9H211V12H213L212 11ZM234 9V10H233ZM232 9V11H231V14H234L236 11H237V9L236 8H233ZM3 10V11H2ZM25 11V12H23V14H22V12L21 11ZM43 10V13L44 14H42L41 13V11ZM148 10V11H147ZM258 10H261V8L260 9H258ZM262 10H264V9H262ZM260 11L261 12V14L264 16V14H263V11ZM18 11V12H17ZM87 11V12H86ZM95 11V12H94ZM98 11V12H97ZM160 11H162V12H160ZM2 12H3V14H2ZM16 12V13H15ZM27 12H29L28 14H25V13H27ZM45 12H47V13H45ZM57 12V13H56ZM75 12V13H74ZM89 12V13H88ZM153 12V13H152ZM246 11L244 10V12L242 11V15H241V17H242V19L243 20H245L246 21V23H247V25L246 26H248L249 28H251L252 27V23L254 22L253 21V19H254V17L253 16H250L249 17V15H252L251 13H249V12H246ZM11 13H12V15H11ZM15 13V14H14ZM21 13V14H20ZM37 13H39V14H41L42 15V17H45L46 19L45 20H42L43 22H40L39 21V19H37V18H35L34 17V15H37ZM52 13V14H51ZM55 13V14H54ZM74 13V14H73ZM87 13V15L85 16V14ZM93 15H92V14ZM245 13V14H244ZM8 15V16H6V15ZM11 15V18L9 19L8 17ZM14 14V15H13ZM47 14V15H46ZM51 14V15H50ZM58 16H57V15ZM141 14L143 15V16H141ZM150 14L152 15L151 17H150ZM226 14V13H225ZM19 15H21V16H26V15H28V18H27V16L26 17H24V19H23V21H21L22 19V17L21 16H19ZM40 15V16H41ZM67 15V16H66ZM76 15H78V17L76 16ZM94 16L93 18H92V16ZM137 15V16H136ZM140 15V16H139ZM223 15V14H222ZM221 15V16H222ZM228 15V14H227ZM246 15V16H245ZM16 18H15V17ZM32 16V17H31ZM50 16H52V17H50ZM53 16H55V18H53ZM65 16V17H64ZM90 16H91V18H90ZM125 16H127V18L131 21V25L133 26H129L130 24L128 23V25H122L120 22H122V21H124L123 19H125ZM154 16V17H153ZM232 16L233 15H228L227 17L225 16L224 17V15H223V17L225 18V19H227V18H229L230 19V17L232 18ZM5 18L6 19V22L4 21V19L3 18ZM14 18V20H15V22L17 23L15 26H14V24H15V22H14V20L12 21V19ZM34 17V19L32 20V18ZM69 17H71L72 19H73V17H74V21L73 20H71V18L69 19ZM85 17L87 18L88 17V20L87 19H85ZM102 17V16H101ZM136 17V18H135ZM140 18V20L141 19H143L142 21H144V18H145V20H148V22L146 21V26L147 27H149V31H148V29L144 26L145 24H144V22L142 23V22H139L138 21V19ZM247 17H248V19H247ZM7 18H8V20H11L10 21V24H13V26L12 25H10L9 26V21H7ZM27 18V19H26ZM29 18L32 20V21H30L29 20ZM48 18H50V20L48 19ZM52 18V19H51ZM156 18V19H155ZM253 18V19H252ZM17 19H18V21H17ZM58 19V20H57ZM59 19H60V21H61V24L62 25H64L65 23L67 24V26L70 24V25H72L71 27L69 26V28L71 29V31H69L70 29L68 28V27H59L61 24H59ZM65 19V20H64ZM78 19L80 20V21H78ZM137 21H136V20ZM163 19V20H162ZM215 19V20H216ZM225 19H223V22L222 21H219V20H217V21H215V23H221L222 22V24H218V27H217V31H221V29L223 28V26L226 24L225 23ZM25 20V21H24ZM27 20H28V22H27ZM71 20V22H69V21ZM93 20H94V22H93ZM100 20H102V22H98V21H100ZM110 20L112 21V26L114 27V25H117L118 23H120V25L121 26H123V28L122 29H120V27L118 26H116L117 28H116V31L119 33V32H122V31H120V30H123V34H122V36L124 35V33H125V35H126V32L128 31H131L130 33L131 34H129L128 32H127V35L128 36H131V38L134 36V40H130V41H132L131 43H133V45H135V43H134V41L135 40H139L140 41V43L139 42H137V44H136V47H137V45H140L139 47H142V45L144 44H146L148 47H146V46H144L143 45V47L144 48H146L145 50H146V52L144 53V55H143V52H142V48H140L139 50H141V52L140 51H138V48L139 47H137V48H135L134 50L136 51L135 52V55L136 56H138V54H139V56H140V58H138V60H140L141 62H139V63H142V64H140V67L139 68H137L136 66H135V68H133V67H131V68H129V70H131L129 73H135V75L134 74H130V75H132L131 76V78H133V79H136L135 81H136V83H135V89L134 90H132L131 91V89H130V86L129 85H127L126 84V82H123V81H120V83H119V81H118V78H120L119 76L120 75H122L123 76V73H121L118 77H114L113 75L115 74V72H113V73H111L110 74V72L113 70L112 68L114 67V68H117V69H120V71H116L117 73H116V76L118 75V72H122V70H121V66L122 65H124V60H123V63H121V65H118L119 64V62H118V49L116 48V45H115V41H116V37H114V38H111V40L110 41H112V44H111V42L110 41H108L106 38L104 39V37L105 36H103V33L101 32V31H103L104 33L106 32V33H108V32H112L113 31V27L111 26V24H110ZM133 20V21H132ZM157 20V21H156ZM249 20H251V21H249ZM44 21H48V22H45V24H47L48 25V27L46 28L44 25H43V23H44ZM55 22V24H57V26H58V29H57V26L55 27V25H52V22ZM62 21H66V22H62ZM68 21V22H67ZM125 21H127L128 22V20L127 19H125ZM129 21V22H130ZM8 22V23H7ZM12 22V23H11ZM14 22V23H13ZM25 22V23H24ZM31 22L33 23L32 24V26H31ZM50 22V23H49ZM56 22H58V23H56ZM74 22L75 23H77L76 25L74 24ZM79 22L81 23V24H79ZM98 22V23H97ZM113 22H114V24H113ZM126 22V23H127ZM137 22H139V25H138V23ZM158 22V23H157ZM164 22H166L167 23V25L166 26H164L165 24H164ZM248 22H250V23H248ZM4 23H6L7 24V26H6V24L4 25ZM18 23H21V24H18ZM24 23V24H23ZM26 23H27V25H29L30 26V28L31 27H34V28H36V29H34V28H31V29H29L28 28V26L26 25ZM39 23H40V27H41V30L39 29L40 27L38 26L39 25ZM92 23V24H91ZM123 23V22H122ZM125 23V24H126ZM135 23V24H134ZM38 24V25H37ZM42 24V25H41ZM65 24V25H66ZM96 24L98 25V26H96ZM137 24V25H136ZM144 24V25H143ZM159 24V25H158ZM24 25L26 26V28L28 29H26L25 27H24ZM35 25V26H34ZM64 25V26H65ZM77 25H79V26H77ZM82 27H81V26ZM85 25V26H84ZM90 25V26H89ZM136 27H135V26ZM142 25V26H141ZM254 26V29H256V30H253V28H251L252 29V31L255 33V35H257L259 32L257 31V28L259 29V27L254 23L253 24ZM21 26L24 28H21ZM74 26V27H73ZM88 26V27H87ZM93 26V27H92ZM124 26L127 28V31L125 30V28H124ZM131 27V28H133L135 31H133L132 29L131 30H129L130 28H128V27ZM145 27V31H144V27ZM164 26V27H163ZM222 26V27H221ZM227 26H228V24H226V26H224V27H226V29H228L230 26H232L231 24L228 26V28H227ZM4 27V28H3ZM11 27V29H8L7 31H6V28H10ZM13 27H14V29H13ZM17 27V28H16ZM90 27V28H89ZM97 27L98 29H96V31L97 30H99L100 29V31H98V33H100L101 32V35L100 34H98L99 36H100V38H102V39H100L99 37H96V36H93L92 35V33L95 31L94 29ZM142 27V28H141ZM232 27H234V26H232ZM232 27H230L228 30H230ZM21 30H20V29ZM60 28H64V29H66L67 31H69L68 33H74L73 35L71 34V36H69L68 38H66L67 36H68V33H66L67 31L66 30H64L63 29V31L60 29ZM72 28H74V30H72ZM84 28V29H83ZM87 28H89V29H91V31H93L91 34H90V30L89 29H87ZM94 28V29H93ZM108 30H107V29ZM115 28V27H114ZM120 30H119V29ZM221 28V29H220ZM5 30L6 32H8L9 33V35L7 36V34H5L4 35V31H2V30ZM22 29H23V31H25V32H23L22 33ZM34 29V31H32ZM76 29V30H75ZM138 29V30H137ZM140 29H142L141 30V32L145 35H143L142 33H140ZM147 29V30H146ZM219 29V30H218ZM234 29H235V27H234ZM12 30H14V33L16 34V36H18V34H19V36H20V33H21V38H22V40H19V36L18 37H15V34L13 33V31ZM16 30H19L17 33L15 32ZM27 30V31H26ZM31 32H30V31ZM45 30V31H44ZM47 30V31H46ZM84 30V31H83ZM88 30L90 31V32H88ZM29 31V32H28ZM37 31V32H36ZM45 32V34H44V32ZM56 31H58V32H56ZM61 33H60V32ZM65 31V33H63ZM76 31V32H75ZM115 31V30H114ZM132 31H133V34H132ZM230 31H231V34H230ZM229 31V33H228V37H230L231 39H229L228 38V40H230V41H228V43L231 45V55L229 56V58H230V61H232L233 63H236V64H241V63H243V62H246V59L244 58L245 57V48H246V46L245 45H243V44H241L240 42H237V40L234 38L233 39V33H234V31L231 29ZM258 33H257V32ZM3 32V33H2ZM49 32V33H48ZM88 32V33H87ZM135 32H136V36L138 35L139 36V38H138V36H137V38H136V36H135ZM137 32H139L138 34H137ZM146 32V33H145ZM29 33V34H28ZM32 33V34H31ZM39 35H38V34ZM96 33V32H95ZM31 34V35H30ZM47 34H48V36L49 37H47ZM62 35V36H64V38H66V39H64V41L62 40L63 39V37L62 36H60V35ZM114 34V33H113ZM115 34H116V32H115ZM13 36L14 35V37L15 38H18V39H16L15 40V38L14 37H12V38H14L13 40H10L11 38L9 37V36ZM40 35H42L45 39H43V37L42 36H40ZM126 35V36H127ZM142 35V36H141ZM232 37H231V36ZM6 36V37H5ZM60 36V37H59ZM73 36H77L76 37V39H75V37H73ZM92 37V41H91V37ZM102 36V37H101ZM122 36L120 35V37H121V39H122ZM127 36V37H128ZM147 36V37H146ZM3 37H5V38H3ZM9 37V38H8ZM41 37V38H40ZM61 37H62V39H61ZM70 37H71V42H69V39H70ZM79 37V38H78ZM99 38V39H96V40H99V42H101V40H102V42H104L103 44H102V42H101V46L102 45H104V44H106L104 47L102 46H99V42H96V40L94 41V39L93 38ZM141 37V38H140ZM9 40H8V39ZM50 38V39H49ZM59 38V39H58ZM72 38H74V40H72ZM86 38H88V40L86 39ZM129 38V37H128ZM136 38V39H135ZM150 39V41H149V39ZM30 39H31V41H30ZM47 39H49V40H47ZM59 40V42H58V40ZM60 39H61V41H60ZM145 39H147V42H149V43H147L146 42V40ZM3 40V41H2ZM6 40H8V41H6ZM33 40V41H32ZM43 40V41H42ZM46 40V41H45ZM78 40V41H77ZM92 42V44H91V42ZM105 40H107V41H105ZM9 41H11V42H9ZM16 41V42H15ZM19 41V42H18ZM49 41V42H48ZM63 41V42H62ZM66 41L67 42H69V43H67V46H66ZM73 41H76V43H75V46H73V47H71L72 46V42ZM89 42V43H87V42ZM93 41H94V45H93ZM128 40H125L124 39V36H123V39L122 40H120V42H122V44L121 45H123V43H126V44H129L128 42H127ZM179 41V42H178ZM13 42H15V43H13ZM40 42H42L41 44H43V46L42 45H39L38 43H40ZM48 44V46H47V44ZM62 42V44H61V46L60 45H57L58 43L60 44ZM106 42V43H105ZM107 42H108V44H107ZM114 42V43H113ZM188 42V43H187ZM236 42V43H235ZM17 43V44H16ZM35 43H37V45L35 44ZM81 43V44H80ZM82 43H84L83 45H82ZM95 43H97V46H96V44ZM99 43V44H98ZM64 44H65V47H64ZM86 44H89V45H93V47L92 46H88V45H86ZM149 44V45H148ZM188 44V45H187ZM236 44V45H235ZM237 44H239V46L237 45ZM11 45V46H12ZM19 45V46H18ZM31 45H33V46H31ZM40 47H39V46ZM45 45V46H44ZM56 46V47H53V46ZM70 45V46H69ZM84 45H85V47H84ZM187 45V46H186ZM241 45V46H240ZM37 48H36V47ZM83 46V47H82ZM86 46H88V48L86 47ZM100 48H99V47ZM157 46H159V45H157ZM237 46H238V48H237ZM26 47H28V48H26ZM34 47H35V49H34ZM41 47H43V48H41ZM44 47H46V48H44ZM63 47V49H61V48ZM70 47H71V49H70ZM76 47V48H75ZM81 47V48H80ZM97 47H98V49H100L99 51H98V49H97ZM108 49H107V48ZM135 47V46H134ZM185 47V49H183ZM242 47V48H241ZM245 47V48H244ZM39 48L44 52V53H42L41 52V50L39 51ZM49 48V49H48ZM77 49V50H79V49H81V53H80V51H78L79 52V56H81V57H78V55H77V51L75 50V49ZM103 48V49H102ZM176 48H173L174 50V53L173 54H175V49ZM182 48V49H181ZM189 48V47H188ZM236 48H237V50H236ZM44 49V50H43ZM55 51H54V50ZM67 49V50H66ZM112 49V50H111ZM160 49H162V46H160ZM164 49V48H163ZM190 50L192 49V48H189ZM36 50H38L37 51V53H39V54H41L40 56H39V54L37 55V57H36ZM50 50V51H49ZM53 50V51H52ZM63 50V51H62ZM71 50V51H70ZM72 50L75 52V53H72ZM93 50V51H92ZM98 51V53L102 50V52H103V54L100 52L99 53V55H98V53H97V51ZM113 52L114 51V53H116L117 54V59H116V54L114 55V53H112L111 51ZM181 50H183L184 51V53L181 51ZM194 49H192L191 51H193ZM25 51V52H24ZM46 51H48V52H46ZM60 51H61V53H60ZM67 53H66V52ZM68 51H70L69 53H68ZM138 51V52H137ZM52 52V54L54 53L56 56H51L50 55V53ZM90 52V53H89ZM23 53H24V55H23ZM34 53V54H33ZM58 53V54H57ZM60 53V54H59ZM65 53V54H64ZM85 53V54H84ZM97 53V54H96ZM104 53H107L108 55H104ZM237 53V54H236ZM46 56H45V55ZM53 54V55H54ZM67 54V55H66ZM69 54V55H68ZM71 54H75V57L76 58H78V60H79V58H80V65H79V63H77V59L76 58H72L71 60H70V58H69V56L71 55ZM82 54H84V55H86V56H84V55H82ZM100 54H102V55H100ZM173 54H169L170 55V57H172L173 56ZM241 54H242V57L243 58H241ZM42 55H44V56H42ZM65 55H66V57H65ZM98 55V56H97ZM115 56V58H113L112 56ZM145 55H147L148 56V58H147V56H145ZM23 56H24V59H23ZM34 56V58H31V57H33ZM39 56V57H38ZM58 56V57H57ZM68 56V57H67ZM73 55H71L70 57H72ZM88 56V58L90 57L91 58V60L90 59H88V58H86V60H85V62H84V60L83 61H81L82 59H84L85 57H87ZM108 56V57H107ZM138 56V57H139ZM184 56V57H183ZM42 57H44V61H42L43 63H45V64H47L48 63V61H49V65L50 66H45L44 64V66L42 65V63H40L39 62V60H42ZM82 57H84V58H82ZM106 57V58H105ZM144 57L145 58H147V59H149V60H147V59H144ZM170 57L168 56V58L170 59ZM186 58V59H184V62L183 63H181L183 60V58ZM6 58V59H5ZM38 60H37V59ZM66 58H68V59H66ZM82 58V59H81ZM96 58H98L97 60H96ZM109 58H111L110 60H109ZM31 59V60H30ZM36 59V60H35ZM99 59L101 60V62L99 61ZM236 59V60H235ZM2 60H4V61H2ZM69 61L70 60V62L71 63H69V62H67V63H69V65L73 68V66H75V68H73V70L71 71V69H69L68 70V68H70V66L68 67V64L67 65H65V63H64V61ZM72 60H75L74 62L72 61ZM88 60V61H87ZM89 60H90V64H89ZM113 60V61H112ZM235 60V61H234ZM95 62V64L98 62V63H100V65L99 66H101L100 67V69L98 70V68H97V70H94V67L96 66V65H98V64H92V62ZM103 61V62H102ZM106 61V62H105ZM112 62L111 64L110 63H107V62ZM116 61V62H115ZM144 61V62H143ZM156 61V62H155ZM188 61H189V64H188ZM238 61V62H237ZM3 62H5L4 64H3ZM76 62V64H74ZM81 62L83 63L82 64V68H85V67H87V68H85L87 71H86V73L84 72V74H83V71L84 70H82V69H80L81 67ZM163 62H164V64L165 65H168V68L166 67V70L168 69V71H166L165 70V67H162V64H163ZM88 64L89 66H86L85 64ZM147 63V64H146ZM158 63V64H157ZM184 63H185V65H184ZM186 63H187V65H186ZM73 66H72V65ZM105 66H104V65ZM108 64V65H107ZM110 64V65H109ZM112 64H114L115 66H112ZM146 64V65H145ZM148 64H150L151 66H149V67H147L146 68V66H148ZM171 64H172V66H171ZM91 65H95V66H93V67H91ZM119 66V67H116V66ZM159 65V66H158ZM40 66H41V68H40ZM43 66V67H42ZM111 66V67H110ZM142 66H144V67H142ZM154 66V67H153ZM170 66L172 67V71H170ZM177 66H179L180 68H178ZM181 66H182V68H181ZM187 66V67H186ZM5 67V69L3 70V68ZM9 67H10V69H9ZM47 67H50V68H47ZM66 67H68L67 69H66ZM88 67H89V70H88ZM105 68V70L104 71H101L102 69L101 68ZM107 67H109L108 69H111V71L110 70H106L107 69ZM154 69H153V68ZM185 67V68H184ZM192 69H191V68ZM2 68V69H1ZM44 68V69H43ZM47 68V69H46ZM51 68H52V70H51ZM126 68V67H125ZM137 68V72H135L134 70ZM142 68V69H141ZM150 68L152 69V71H154L153 72V74H155V76L158 74L159 75V73H160V78H158L157 76H156V78H155V76H153L152 75V73H151V75L153 76H147L148 74H150L149 72H147L146 70H148V71H151L150 70ZM173 68H174V70H173ZM176 68V69H175ZM186 68H189V69H186ZM48 69H50V71L48 70ZM64 69H66V70H64ZM94 70V71H91V70ZM123 69V68H122ZM138 69H140V71H138ZM144 69V70H143ZM158 71H157V70ZM161 69V70H160ZM182 69V70H181ZM183 69H185V70H187V71H184V73H183ZM29 70L31 71L30 73H29ZM38 70V71H37ZM48 70L50 73H48V72H46V71ZM144 72H143V71ZM178 70L179 71H181V73H182V76H180L181 74H180V72L178 73ZM2 71V72H1ZM11 71V72H10ZM27 71V72H26ZM51 71H52V74H53V76H51L52 74H51ZM70 71V72H69ZM96 71V72H95ZM145 71H146V75L145 74H143V73H145ZM163 71H165V72H163ZM174 71L176 72V74L174 73ZM189 71V72H188ZM16 72V73H15ZM39 72V73H38ZM43 72V73H42ZM45 72H46V76L48 77H46L45 76ZM77 72V73H76ZM87 72H89V73H87ZM164 74H163V73ZM167 72H169V76H167L168 75V73ZM23 73V72H22ZM27 73V74H26ZM37 73V74H36ZM41 73V74H40ZM80 73H81V75H80ZM103 73V74H102ZM165 73H166V75H165ZM172 73V74H171ZM190 74V76H189V74ZM36 74V75H35ZM50 74V76H48ZM76 74V75H75ZM79 74V75H78ZM137 74H138V76H137ZM141 74H143V76H146L147 77V85L149 86L150 84V89L151 90H148L149 88L148 87H146L147 85L146 84H143L142 82H140V80L142 81V79L141 78H139V75H141ZM174 74V75H173ZM180 74V75H179ZM184 74V75H183ZM185 74H187L188 75V78H187V76L185 75ZM193 74V75H192ZM28 75V83H27V78H25L26 76ZM92 75V76H91ZM165 75V76H164ZM32 76V77H31ZM39 76V77H38ZM43 76V77H42ZM77 76V77H76ZM83 76H85V77H83ZM87 76V77H86ZM101 76H102V78H101ZM104 76V77H103ZM113 76V77H112ZM121 76V77H122ZM178 76H180V77H178ZM59 77V78H58ZM91 77V78H90ZM93 77V78H92ZM109 77H110V79H109ZM139 79H138V78ZM149 77H150V79H149ZM161 77L163 78V81H162V79H161ZM167 77V78H166ZM170 77H174V78H176V79H174V78H170ZM43 78H44V80H43ZM56 78V79H55ZM74 78V79H73ZM79 80H78V79ZM48 81H47V80ZM51 79H52V81H51ZM58 79V80H57ZM83 79V80H82ZM89 79H91L90 81H89ZM98 79V80H97ZM108 79V80H107ZM112 79V80H111ZM122 79V78H121ZM121 79H119V80H121ZM138 79V80H137ZM151 79H154L155 80V82L157 81V80H160V83H158L160 86H158V84L156 83V85H154L155 84V82L153 81L152 82V80ZM171 79V80H170ZM180 79H181V81H180ZM25 80V81H24ZM56 80L58 81V83H55L56 82ZM93 80H95V83L96 84H94V82H93ZM123 80H125V79H123ZM170 80V81H169ZM54 81V82H53ZM73 81H75V82H73ZM77 81V82H76ZM151 81V83H149ZM178 81V82H177ZM183 81V82H182ZM31 82V83H30ZM36 82H38V83H36ZM52 82V83H51ZM85 82V83H84ZM89 82V83H88ZM109 82V83H108ZM122 82L123 83H125V87H127V88H125V87H122L123 85H122ZM41 83V84H40ZM44 83H46L47 84V87H46V84H44ZM50 84V86H49V84ZM53 83H54V85H53ZM99 83H101V85H103V86H100V84ZM154 83V84H153ZM177 83H178V85H177ZM180 83H183V84H180ZM4 84V85H3ZM10 84V85H9ZM40 84V86H38ZM58 84H60V85H58ZM98 84V85H97ZM163 84V85H162ZM6 85V86H5ZM7 85H8V87H7ZM24 85V86H23ZM32 85H34V87H32ZM56 85V86H55ZM92 85H94V87L92 86ZM107 85V86H106ZM121 85V86H120ZM140 85H142L141 87H140ZM145 85V86H144ZM174 85V86H173ZM177 85V86H176ZM181 85V86H180ZM2 86H0V87H2ZM51 86H53L54 88L53 89H55L56 87V91L55 90H52V87ZM99 86V87H98ZM139 86V87H138ZM155 87L156 86V88H155V90H152V89H154V88H152V87ZM187 86V87H186ZM262 86H263V91H264V83L262 84ZM261 86V87H262ZM37 87H38V89H37ZM45 87V88H44ZM50 87V88H49ZM58 87H60V88H58ZM101 87V88H100ZM117 89H116V88ZM161 87V88H160ZM162 87H163V89H162ZM170 87L172 88V89H170ZM185 87V88H184ZM48 88H49V91H48ZM95 88V89H94ZM104 88H106V89H104ZM110 88V89H109ZM144 88V89H143ZM160 88V89H159ZM175 88V89H174ZM182 88H184V89H182ZM187 88V89H186ZM7 89H9V91H7ZM13 89V90H12ZM34 91H33V90ZM46 89V90H45ZM58 89H60V90H58ZM97 89H99V92H98V90ZM101 89V90H100ZM121 90V92L122 91H124V94H121L120 95V93L121 92H119L120 90ZM123 89V90H122ZM129 89H130V91H129ZM136 89H138V90H136ZM142 89L143 90H145V91H142ZM182 89V90H181ZM10 90H12V92H14L15 90H17V91H15L14 92V94L13 93H11V91ZM32 90V91H31ZM45 90V91H44ZM96 90H97V92H96ZM103 90V91H102ZM105 90H107V91H105ZM110 90V91H109ZM111 90H114V91H111ZM136 90V93H138V94H136L135 95V91ZM148 90V91H147ZM160 90V91H159ZM162 90L164 91V92H162ZM171 90H174V91H171ZM181 90V91H180ZM2 91V92H1ZM18 91H19V93H18ZM40 92V94H39V92ZM50 91H54V92H50ZM57 91H59V92H57ZM101 91V92H100ZM147 91V92H146ZM180 91V92H179ZM187 91V92H186ZM29 92H32V95L29 93ZM49 94H48V93ZM113 92V93H112ZM115 92V93H114ZM126 92H128V94L126 93ZM130 92H132L131 94H130ZM170 92V93H169ZM174 92V93H173ZM186 94H185V93ZM47 93V94H46ZM57 93V94H56ZM110 93H112V94H110ZM116 93H119L118 95L116 94ZM145 93H147V95H145ZM158 93V94H157ZM162 93V94H161ZM173 93V94H172ZM181 93V94H180ZM184 93V94H183ZM31 96H30V95ZM35 94V95H34ZM36 94H37V96H36ZM46 94V95H45ZM59 94V95H58ZM64 94V95H63ZM78 94V95H77ZM82 94V95H81ZM97 94H98V97H97ZM107 96V98L105 97V95ZM134 94V95H133ZM149 94H151V95H149ZM154 94H156L157 96H155ZM166 94V95H165ZM177 94V95H176ZM15 97H14V96ZM58 95V97H56ZM87 95H89V97L87 96ZM111 95H112V97H111ZM116 97H115V96ZM127 97H126V96ZM129 95H130V97H129ZM138 97L137 99H134V97ZM155 97H154V96ZM161 95V96H160ZM163 95V96H162ZM168 95V96H167ZM182 95H183V97H182ZM18 98H17V97ZM25 96H28V99H29V97H30V102H28L29 100H27L26 99V97ZM43 96V98H41V97ZM103 96V97H102ZM108 96H109V98H108ZM122 96V97H121ZM132 96V97H131ZM147 96V97H146ZM150 96H152V98H150L149 100L147 99V98H149ZM31 97H33L34 99H35V101H34V103H35V105H39V101H40V103L42 104V105H46L45 106V108L47 107V104H49V106H52V110L50 109V108H44V107H41V110H39V108L40 107H38L37 108V106H35L34 107V109H36V113L35 112H33L32 113V109L33 108H31V107H33L34 106V104H32L33 103V98L31 99ZM36 97H37V99L39 100H37L36 99ZM54 97H56V98H54ZM78 97H80L81 98V100H80V98H78ZM83 97V98H82ZM91 97V98H90ZM97 99H96V98ZM100 97H102V98H100ZM112 98V100H111V98ZM118 97H119V100H118ZM144 97H146L145 99H144ZM159 97V98H158ZM0 98H1V96H0ZM15 98V99H14ZM23 98H25V100L23 99ZM52 98V99H51ZM62 98V99H61ZM104 98V99H103ZM117 98V99H116ZM122 98V99H121ZM128 98V99H127ZM142 100V102H143V104H144V106H141L142 105V102H141V100ZM154 98V99H153ZM167 98H168V100H167ZM17 99V100H16ZM41 99V100H40ZM43 99V100H42ZM78 99V100H77ZM92 99V100H91ZM99 99V100H98ZM100 99H101V101H100ZM108 99V100H107ZM116 101H115V100ZM127 100L128 102H129V100H131V102H126V103H124V100ZM155 99H157L156 101H155ZM162 99V100H161ZM9 100V101H8ZM27 100V101H26ZM44 100H46V104H44ZM63 100V101H62ZM101 103V106H100V103H98V101ZM125 100V101H126ZM140 102H139V101ZM153 102H152V101ZM159 100H161V101H163L162 103H161V101H159ZM166 100V101H165ZM173 100V101H172ZM226 100V101H225ZM26 101V102H25ZM38 101V102H37ZM43 101V102H42ZM69 101V102H68ZM104 101V102H103ZM106 101V102H105ZM150 101L152 102V103H150ZM229 101H230V103H229ZM9 102V103H8ZM27 102H28V104H27ZM54 102V105H52V103ZM74 103V104H76V107L74 106V105H72V109H74V108H77L78 109V107H80V115H81V119H79V121H78V123L76 122V119L74 120V119H72V118H70V116H71V114L70 113H67L66 112V110L68 109L67 107H68V105L71 107V105L69 104V103ZM115 102H117V104H115ZM123 102V103H122ZM148 103V105H147V103ZM158 102V103H157ZM166 102V103H165ZM174 102V103H173ZM4 103L6 104V105H4ZM65 103V104H64ZM72 103V104H73ZM77 103H78V105H77ZM81 103V104H80ZM92 103H94V105L92 104ZM112 103V104H111ZM121 103V105L118 107L117 105H119ZM133 103V104H132ZM140 103V104H139ZM155 103V104H154ZM163 106V104H164V109H162V107L160 106V104ZM171 103H173V106H172V104ZM178 103H180V104H178ZM213 101H211V104H210V106H212L213 104ZM13 104H15L14 106H13ZM40 104V105H41ZM63 104H64V106H65V109H63L64 108V106H63ZM79 104H80V106H79ZM88 104V105H87ZM124 104V105H123ZM128 104V105H127ZM156 106H154V105ZM157 104V105H156ZM58 107H57V106ZM116 105V106H115ZM123 105V106H122ZM133 105H135V107L133 106ZM147 105V107H145ZM153 105V107H154V109H153V107H151ZM176 107H175V106ZM63 106V107H62ZM74 106V107H73ZM99 106L102 108V109H96V107H98L99 108ZM111 106V107H110ZM122 106V107H121ZM129 106V107H128ZM133 107V109H130V108H132ZM139 106H141V107H139ZM178 106H180V107H178ZM186 107L185 109H184V107ZM188 106V107H187ZM241 108H240V107ZM15 107V108H14ZM55 107H57L58 108V110H56V108ZM62 107V108H61ZM104 107H105V109H104ZM107 107V108H106ZM126 108V112L124 111L125 110V108ZM142 107L146 110V111H144L143 109H142ZM152 109H151V108ZM159 107H161V109L162 110H164L165 111V109H166V112L168 113V115H170V117L171 118H173V119H176L177 121H176V123L178 124V123H182V124H186L187 126H185V125H183L182 126V124H181V127H182V130L181 131H179V133H176L175 131H174V126H175V124L176 123H173V125H172V127H170V129L171 130H173V132H171V133H173L174 134V136H173V140L175 139V140H177V143H176V141L173 143V140H172V134H170V135H168L169 133H170V131L168 130V128L165 126V128H163L164 126V124L162 125V123H161V121L159 122L158 120H160V118H158V116H159V113H160V108L158 109ZM175 107V108H174ZM189 107H191V108H193L192 110L189 108ZM43 108V109H42ZM53 108H54V110H53ZM119 108H121V109H119ZM129 108V109H128ZM201 108V109H200ZM240 108V109H239ZM25 109V110H24ZM33 109V110H34ZM37 109L39 110V111H37ZM45 109V110H44ZM51 110V111H53V112H51L52 114L50 115V114H48L46 111H48V110ZM62 109V110H61ZM71 109V110H72ZM124 109V110H123ZM135 109V110H134ZM142 109V110H141ZM148 109H149V112H148ZM151 109V110H150ZM179 110V111H177V110ZM182 109V110H181ZM197 109H198V111H199V113H198V111H197ZM226 109V111H224ZM242 109H244V110H242ZM31 110V111H30ZM43 110V111H42ZM49 110V111H50ZM56 110V115H55V111ZM63 111L64 113H58V112H60V111ZM65 110V111H64ZM69 110V109H68ZM102 110V112H100ZM168 110V111H167ZM170 110V111H169ZM195 110H196V112H195ZM21 111H23V112H21ZM35 111V110H34ZM97 111V112H96ZM119 111V112H118ZM131 111V112H130ZM133 111H135L134 113H133ZM151 111V112H150ZM152 111H155V112H157V114H153V113H155V112H152ZM182 111V112H181ZM188 111V113H190V114H188V113H186V112ZM190 111H192L193 112V114H192V112H190ZM21 112V113H20ZM41 113L40 115H39V119L38 120H40L41 119V123H44L45 121H49V122H47V123H49L48 124V126L46 125V122H45V125L43 124H40L39 123V121H37V119H36V115H37V113ZM49 117H47L44 113ZM70 112V111H69ZM98 112H100V113H98ZM159 112V113H158ZM247 112V113H246ZM50 113V112H49ZM54 113V114H53ZM148 113V114H147ZM151 113H152V115H151ZM172 113V114H171ZM184 113H186V114H184ZM229 113H230V115H229ZM36 114V115H35ZM59 114H68V115H70V116H68V115H65V116H61V115H59ZM188 114V115H187ZM223 114V115H222ZM234 114V115H233ZM38 115H37V118H38ZM42 115H45V116H42ZM154 115V116H153ZM157 115V116H156ZM184 115H185V117H184ZM228 115V116H227ZM52 116V117H51ZM68 116V117H67ZM104 116L105 117H109L110 119L108 120V117H107V120H106V118H104ZM140 116H141V118H140ZM150 116V117H149ZM153 116V117H152ZM176 116V118H174ZM225 116V117H224ZM234 116V117H233ZM40 117H43V118H40ZM46 118V120H45V118ZM55 117H58L59 118V120H61L60 121V124H63V122H65V121H72L71 123L73 124L72 126H73V130L72 129H69L68 130V128L67 127H69V124L70 123H68V125H66V122L63 124V126L64 125H66L67 127H63V126H61V125H58L57 123H59V121L57 120V122H56V119H55ZM83 117H84V125H83V127H82V125H80V124H82L81 122H83ZM88 117H90V118H88ZM99 117V118H98ZM186 117H190L189 119H187ZM197 119L196 121H194V119L195 118ZM222 117H223V119H222ZM236 117V118H235ZM61 118V119H60ZM69 118H70V120H69ZM102 118V119H101ZM150 118V119H149ZM155 119L154 121L152 120V119ZM157 118H158V120H157ZM183 118V119H182ZM238 118V119H237ZM243 118V119H242ZM27 120V122H26V120ZM34 119V120H33ZM44 119V121L42 122V120ZM55 119V120H54ZM68 119V120H67ZM122 119V120H121ZM229 119H230V122H227L226 120H228L229 121ZM235 119V120H234ZM51 120V121H50ZM80 120H82V121H80ZM241 120V121H240ZM244 120V121H243ZM121 121V122H120ZM157 121V122H156ZM184 121V122H183ZM20 122H21V125H19L20 124ZM36 122V123H35ZM56 122V123H55ZM79 122H80V124H79ZM99 122V123H98ZM190 123V125H189V123ZM194 122V123H193ZM236 122V123H235ZM239 122V123H238ZM240 122H241V124H240ZM16 125V123H17V125H19V126H21V127H19V129L21 128L22 129V131H24V132H20V133H14L15 132V130L16 129H13L14 127L12 126V125H14V124ZM53 123H55V125L53 124ZM111 123V124H110ZM139 123V124H138ZM155 123H159L158 124V126H160V128H159V132H161V131H163L162 133H161V135L163 136V140L159 137L160 135H159V133L156 131L157 129H155V128H157V125L155 124ZM193 123V124H192ZM197 123V124H196ZM229 123V124H228ZM39 124V125H38ZM75 124H77V125H79V126H77V127H74V125ZM155 124V125H154ZM161 124V125H160ZM171 124L172 123H170V125L167 123V125H169V126H171ZM194 124H196V125H194ZM199 124H201V125H199ZM236 124H237V126H236ZM240 124V125H239ZM16 125V126H17ZM24 125H26L25 127H24ZM28 125V126H27ZM38 125V126H37ZM85 125H86V127H85ZM89 127H88V126ZM118 125V126H117ZM196 126V128H194V127H192V126ZM203 125H205L204 127H203ZM212 125H214V126H216L215 128H214V126H212ZM232 126V127H229V126ZM248 125H250V126H248ZM22 126H23V128H22ZM54 126V127H53ZM71 126V124H70V127H72ZM76 126V125H75ZM156 126V127H155ZM191 128H190V127ZM202 126V127H201ZM36 127H37V132H36ZM42 127H47V128H43V129H47L46 131H42V128L40 129V128ZM69 127V128H70ZM81 127V129H82V133L79 135L80 136V138H79V136H78V134L81 132V130H79V128ZM98 129H97V128ZM111 127V128H110ZM139 127V128H138ZM154 129H153V128ZM162 127V128H161ZM186 127V128H185ZM236 127L237 128H239L238 130L236 129ZM243 129H242V128ZM30 128V129H29ZM35 128V129H34ZM38 128H39V131H38ZM60 128H61V130H60ZM89 128H91V129H89ZM114 128V129H113ZM190 128V129H189ZM193 128H194V130H193ZM200 128H202L201 130H202V132H200ZM205 128V129H204ZM208 128V129H207ZM211 128V129H210ZM213 128V129H212ZM218 129L217 131L215 130V129ZM233 128V129H232ZM241 128V129H240ZM11 129H12V131H11ZM52 129V130H51ZM64 129H67V130H65L64 132H63V130ZM75 129H77V130H75ZM83 129H86L85 131L83 130ZM87 129H89V130H87ZM103 131H102V130ZM107 129V131H105ZM126 129V130H125ZM164 129H165V131H164ZM198 130V131H196V130ZM209 129H210V132H208L209 131ZM29 130H30V135H28V132H29ZM32 130V131H31ZM34 130V131H33ZM41 130V131H40ZM53 130H55V131H53ZM79 130V131H78ZM94 130V133L92 132ZM99 130V131H98ZM133 130V131H132ZM161 130V131H160ZM166 130H168V132L166 131ZM179 130V129H178ZM191 130V131H190ZM220 130V131H219ZM235 130H237L239 133V135L237 136V135H235ZM53 131V132H52ZM60 131H61V133H60ZM71 131V132H70ZM87 131V132H86ZM88 131L91 133V134H89L88 133ZM97 131H98V133H97ZM105 131V132H104ZM135 131V132H134ZM184 131H186L185 133H184ZM207 131V132H206ZM213 132V134H211L212 132ZM231 132V133H229V132ZM16 132H17V130H16ZM32 132V133H31ZM39 132H41V133H43V134H41V136L40 135H38V133ZM54 134H52V133ZM77 132H79V133H77ZM84 132V133H83ZM96 132V133H95ZM111 132L113 133V134H115V135H111ZM140 132V133H139ZM165 132V133H164ZM175 132V133H174ZM181 132H183L184 134H185V136H192L193 138H192V142L191 143H194L195 142V145H196V147L193 145L192 147H193V149H194V147H195V149H197V147L202 151H204V152H199V153H202L201 154V156L199 157L198 155H196V157H199V158H197L196 160H195V158L194 157H192V160H190V158H191V156L189 157L188 156V158H186V159H184V160H182V163L179 161V162H177V158H176V156L174 155L175 153L177 154V152H179L180 151V147L183 149V150H186V148L187 149H190V147L191 146H188V145H190V138L191 137H185V136H183L182 134H180ZM197 132H199V133H197ZM35 133V134H34ZM65 133V134H64ZM69 133H71V134H69ZM72 133H77V134H73L72 135ZM85 133H88L87 135H85ZM103 133V134H102ZM139 133V134H138ZM157 133H158V136L156 137V135H157ZM167 133V134H166ZM189 133V134H188ZM191 133V134H190ZM194 133V134H193ZM201 133V134H200ZM216 133V135H214ZM219 135H218V134ZM27 134V135H26ZM45 134V135H44ZM46 134H50L49 136L48 135H46ZM99 134H102L101 135V137H100V135ZM120 134V135H119ZM136 134V135H135ZM180 134V136H178ZM198 134L200 135V137L198 136ZM240 134H242V135H240ZM259 133H253V136L252 137H254L253 138V140H254V143H255V148H256V150L259 152V146H256V145H260V140H262L261 139V136L260 135H258ZM16 135V136H15ZM51 135H53V137L51 136ZM65 135V136H64ZM81 135H82V137H81ZM90 135V136H89ZM92 135V136H91ZM97 135V136H96ZM106 135V136H105ZM182 135V136H181ZM194 135V136H193ZM201 135H203L202 137H201ZM207 135H209V137H210V135H211V138L209 139V137H207L208 139H206V142H205V140L203 141L204 143H206V144H204L203 145V143H200V141L201 140H203V139H201L200 141L198 140L199 138H204L205 139V137L207 136ZM213 135V136H212ZM223 135V136H222ZM233 135V136H232ZM255 135V136H254ZM6 136V137H5ZM28 136V137H27ZM41 138H45V139H40V137ZM60 136L62 137H64V141L62 140H60L61 138H60ZM70 136H72V139H71V143H72V140H73V138H74V140L76 139V140H78V142L74 145L73 143V146H72V144H69L70 142H68L69 140H70ZM77 136H78V138H77ZM139 136V137H138ZM142 136V137H141ZM166 136V137H165ZM168 136H170L171 138H169ZM197 136V137H196ZM232 136V137H231ZM25 137H27V138H25ZM70 137V138H69ZM76 137V138H75ZM84 137H88L85 141L83 140L84 139ZM96 137V138H95ZM100 137V138H99ZM108 137V138H107ZM135 137H138V138H135ZM183 138V140L185 141V143H186V140H187V142L189 141V144L187 145V143L185 144V147L183 148V146L182 145H179L180 143L181 144H183L184 143V141H183V143L181 142V139H179V138ZM213 137V138H212ZM215 137V138H214ZM235 139H234V138ZM259 137V138H258ZM17 138V139H16ZM33 138V139H32ZM46 138H49L48 140H50L49 141V143H48V140L46 139ZM54 138V139H53ZM58 138V139H57ZM68 138H69V140H68ZM91 138V141L89 140ZM102 138L104 139V140H102ZM129 138H131V139H129ZM141 138V139H140ZM154 138H156L157 140L159 139V140H161V142H158L157 140L156 141H154ZM225 140H224V139ZM232 138V139H231ZM25 139V140H24ZM37 139V140H36ZM40 139V140H39ZM94 139V140H93ZM109 139V140H108ZM120 139V140H119ZM149 139H152L153 141L151 142V140H149ZM211 139H215V140H212V141H210ZM256 139H259L257 142H256ZM9 140H11V142L9 141ZM37 141L38 142V140H39V143H37V142H34V141ZM55 140H56V142H55ZM68 140V141H67ZM83 140V141H82ZM111 140H112V142H111ZM117 142H115V141ZM118 140V141H117ZM131 142H129V141ZM145 140V141H144ZM169 140H171V141H169ZM195 140V141H194ZM198 140V141H197ZM234 140V141H233ZM22 141H24V143L22 142ZM99 141V142H98ZM102 141H103V143H102ZM108 141V142H107ZM133 141H135V142H133ZM143 141H144V143H143ZM194 141V142H193ZM196 141L197 142H199V144H196ZM226 142L229 146L231 145L232 146V148H231V146L229 147L228 145H224L225 143L224 142ZM5 142V143H4ZM46 142V143H45ZM94 142H95V145H94ZM107 142V145L106 144H104V143H106ZM129 143V145H128V143ZM145 142H148V143H145ZM155 142H157V143H155ZM169 142V143H168ZM202 142V141H201ZM210 142H212V144H213V146L210 144V146H209V143ZM232 142V143H231ZM259 142V143H258ZM45 143V144H44ZM55 143H56V146L57 147H55ZM68 143V144H67ZM87 143V144H86ZM100 143V145H101V147H100V145H97V144H99ZM110 143V144H109ZM115 143V144H114ZM133 143H134V145H133ZM142 143L144 144V146H141L142 147V149H140L141 147H140V145L138 146V144H141L142 145ZM150 143V144H149ZM179 143V144H178ZM208 143V144H207ZM217 143V144H216ZM58 144V145H57ZM67 144V145H66ZM83 144V145H82ZM85 144V145H84ZM171 144V145H170ZM222 144H223V146H222ZM48 145H51V146H54V149H53V147L51 148L50 146L49 147H47ZM70 145V146H69ZM106 145V146H105ZM130 145H131V149H132V151H131V149L129 148L130 147ZM146 145H149V147L148 146H146ZM176 145V146H177ZM184 145V144H183ZM3 146H1V147H3ZM46 146V147H45ZM68 146H69V148H68ZM104 146V147H103ZM119 147V149H118V147ZM121 146V147H120ZM126 146L130 149V151L133 153L132 155H134V156H130L129 155V153H130V151H128L129 149L127 148L126 150H125V148H126ZM134 146H136V147H134ZM146 146V147H145ZM180 146V147H179ZM205 146V148H203ZM219 146V147H218ZM45 147V148H44ZM63 147V148H62ZM92 147V148H91ZM98 147V148H97ZM100 147V148H99ZM125 147V148H124ZM140 147V148H139ZM144 147V148H143ZM191 147V148H192ZM209 149H208V148ZM212 147V148H211ZM47 148V149H46ZM52 150H51V149ZM103 148H104V151L102 152V150H103ZM106 148V149H105ZM108 148V149H107ZM112 148H116V149H114V152H115V150H120V148H122L121 150H120V153H119V151L117 152L116 151V153L119 155V157H117L116 155H113L112 153H113V149ZM124 148V149H123ZM137 149V150H133V149ZM138 148H139V150H138ZM148 148H150V150L148 149ZM213 148H214V150H213ZM220 150H219V149ZM69 149H70V151H69ZM91 151H90V150ZM97 149H99V150H97ZM100 149H101V151H100ZM111 149H112V151H111ZM147 149V150H146ZM176 149V150H175ZM221 149L223 150V151H221ZM234 149H235V151H234ZM25 150V151H24ZM44 150V151H43ZM89 150V151H88ZM109 150V151H108ZM144 151V152H142V151ZM179 150V151H178ZM205 150H207L208 151V155H207V153H205ZM209 150H212V154L210 153V151ZM261 151V153H262V149H260ZM27 151H28V149H27ZM26 151V152H27ZM42 151V152H41ZM59 153H58V152ZM60 151H61V154H60ZM88 151V152H87ZM101 153H100V152ZM137 151L139 152V153H137ZM146 151L148 152H151V154L150 153H146ZM206 151V152H207ZM224 151H226V152H224ZM232 151V152H231ZM30 152V151H29ZM28 152V153H29ZM35 152L36 153H38L37 155H35ZM44 152V153H43ZM46 152V153H45ZM49 152H51L52 153V155L51 154H49ZM88 154H87V153ZM91 152V153H90ZM98 155H95V153ZM127 152V153H126ZM224 152V153H223ZM259 152V153H260ZM90 153V154H89ZM107 153H109L108 155H107ZM144 153V154H143ZM204 153H205V155L206 156H204ZM215 153H217L216 155H215ZM225 153H226V155H225ZM49 154V155H48ZM91 154H94V156H91ZM103 154H105V155H103ZM125 154H126V157H130V159L128 160V158L126 159L124 156H125ZM140 154H143V155H140ZM145 154H149V155H151L150 156V158H149V155L147 156V155H145ZM213 155V157H211V155ZM218 154H219V157H217L218 156ZM220 154H223V156L225 155V157H223V156H221ZM231 154V155H230ZM28 155V154H27ZM51 155V156H50ZM58 155H60L61 157H62V155H63V157L61 158V157H59ZM103 155V156H102ZM121 155V156H120ZM138 155V156H137ZM142 157V156H147L146 158L145 157H140V156ZM168 155V156H167ZM200 155V154H199ZM210 155V156H209ZM55 156V157H54ZM57 156V157H56ZM101 156V157H100ZM105 156H107V157H105ZM110 156H111V159H109L110 158ZM50 157H51V159H50ZM53 157H54V159H53ZM94 157V158H93ZM100 157V158H99ZM120 157H121V159H120ZM133 157H135V158H137V159H135V160H137L139 163H141V164H143L144 165V161H146V162H148V163H150V165H149V167H148V165H145V166H143V165H139V163L137 164V163H135L136 161L134 160V158ZM205 157V159H203V158ZM57 158V159H56ZM63 158H64V160L66 159V161H65V163H64V160H63ZM86 158V159H85ZM106 158V159H105ZM141 158V159H140ZM176 158V159H175ZM200 158H202V159H200ZM207 158H208V160H207ZM210 158V159H209ZM212 158V159H211ZM69 159H71V156H70V158ZM132 159H133V161H132ZM180 159V158H179ZM200 159V160H199ZM9 160H10V162H9ZM46 159H45V161H47ZM59 160V162H57ZM62 160H63V162H62ZM100 160V161H101ZM143 160V161H142ZM176 160V161H175ZM189 162H187V161ZM194 160L196 161V163L198 162V160H199V162L197 163V164H195V162H194ZM205 162H204V161ZM213 160V161H212ZM51 161V162H50ZM54 162V164H53V162ZM55 161H56V163H55ZM69 161V160H68ZM71 161V160H70ZM128 161H132V163L131 162H128ZM135 161V162H134ZM140 161H142V162H140ZM175 161V162H174ZM203 162V164H202V162ZM208 161V162H207ZM239 161V160H238ZM17 164H16V163ZM38 162H40V164H41V162H42V164L40 165ZM71 162V163H72ZM128 162V163H127ZM134 162V163H133ZM145 162V163H146ZM188 164H187V163ZM194 162V163H193ZM207 162V163H206ZM165 164H166V162H164ZM181 164V166H183V168L180 166V164ZM205 163H206V165H205ZM16 164V165H15ZM46 164H48L49 166L52 164L53 165V171H56L55 173H57L58 172V174H59V172L61 173V174H63V172L65 171V169H66V166L67 167H69L70 169H71V171H72V174L70 173V176L68 175L69 174V170H68V173L66 174L65 173V175H67V177L69 176V178H71V175L73 176V178H71V179H67L65 176H64V174L61 176H59V178H58V176L56 175L55 177H54V175L55 174H53V172H52V169L50 168V170H49V168H48V166H46L47 167V170H46V167H45V165ZM62 164V165H61ZM65 164V169H64V165ZM67 164V165H66ZM124 164V165H125ZM129 164V165H130ZM147 164V163H146ZM163 164V163H162ZM179 164V165H178ZM193 164H195V166L193 165ZM198 164H202L203 166H200L199 168L197 167V166H199ZM38 165V166H37ZM52 165H51V167H52ZM57 165H61V166H59V167H57ZM186 165V166H185ZM187 165H189V166H191V169H192V167H193V169H196L193 173H194V175H193V173H191V169H188V168H190V167H188ZM44 168H43V167ZM62 166H63V168H62ZM134 166V165H133ZM132 166V167H133ZM134 166V167H135ZM142 167V168H139V167ZM248 166H250V164L248 165ZM79 167L81 168V170L79 169ZM144 167V168H143ZM179 167V168H178ZM185 167L187 168L186 170H185ZM197 167V168H196ZM32 168V169H31ZM43 168V169H42ZM61 168V169H60ZM146 168H148V169H146ZM8 170V173L7 172H5L6 174H7V180H8V185H12V184H14V182H15V172H14V170H10L9 168H7ZM22 169V168H21ZM42 171H41V170ZM55 169H57V170H55ZM82 169H83V171H82ZM85 169V170H84ZM143 169H146V170H143ZM152 169V170H151ZM180 169V170H179ZM192 169V170H193ZM9 170H10V172H9ZM32 170V171H31ZM36 170V171H35ZM50 172H49V171ZM59 170H61V171H59ZM63 170V171H62ZM103 170H104V173L106 174L105 176L103 175ZM190 170V171H189ZM34 171H35V173L36 174H34ZM45 171L49 174H51L52 175V180L51 179H48V175H47V173H45ZM70 171V172H71ZM87 171V172H86ZM89 171V172H88ZM176 171V172H175ZM185 171V172H184ZM253 171V172H252ZM255 170H251L250 172L252 173V175H254L255 174V172H254ZM29 172H31V173H29ZM83 172H85L84 173V175H82V173ZM184 172V173H183ZM191 173V175H190V173ZM205 174H204V173ZM40 173V174H39ZM184 175H183V174ZM196 173V174H195ZM207 173V174H206ZM10 174H13V175H10ZM85 174H86V177H88V178H85ZM88 174V175H87ZM110 174H111V176H110ZM112 174H113V176H112ZM120 174V175H119ZM29 175V176H28ZM42 175V176H41ZM44 175H46L47 176V178H46V176H44ZM80 175H82V176H80ZM107 175H109V177L107 176ZM148 175H150V177L149 178H151V179H149L148 178ZM34 176L36 177V178H34ZM64 176V177H63ZM97 176H99V177H97ZM121 176V177H120ZM240 175H238V181H240L239 183H241V184H243V185H245L247 188H249V192L251 191V192H257L258 194H259V196L261 197L259 200V202H255L254 201V199H253V201H249L250 203H249V205L250 206H252L253 208H254V206L256 205V203L257 204H259V206L258 205H256V207L254 208L255 210H259L261 213L263 212L264 213V195H262V192H263V194H264V187H263V185H261V181H259V184H257V182H253V179H248V180H244V179H240V177H239ZM12 177H14V178H12ZM39 179H38V178ZM42 177V178H41ZM45 177V178H44ZM61 177V178H60ZM93 177V178H92ZM103 177H104V179H103ZM108 177V179H106V178ZM112 177V178H111ZM158 179H157V178ZM188 177H189V179H188ZM32 178V179H31ZM66 178V183L64 184V182H63V180ZM76 178V179H75ZM90 178L91 179H94V181L96 180V178L97 179H99V181L98 180H96L97 182L95 183L96 184V189H98L99 187L98 186H102V187H104V185H100V180L102 179V181H105V182H102V183H106L107 181H110V183H112L113 182V185H114V183L116 184V186L115 187H113V185H105V186H107V187H109V186H112L113 188H111V187H109V189H105V187L104 188H102L101 190H102V192H104V194L106 193V196H104L103 197V194H102V192H100L101 190H100V188L98 189V190H100V191H98V190H95V191H98V193L100 192L101 193V195L99 196V194H97V198H103L104 200H105V198H106V201H105V205L104 204H102V205H100V203H101V201H103V199L101 200V201H98V203H96V199L94 198L95 196L93 195L94 194V192L92 191V189L90 190V188L91 187H89L88 188V186H86L87 184V182H86V180H90ZM111 178V179H110ZM12 179V180H11ZM35 179V180H34ZM43 179H45L46 180V182H51V183H47L46 184V182L45 181H43V183H42V181L41 180H43ZM53 179L56 181V182H53ZM58 179V180H57ZM60 179V180H59ZM61 179H62V181H61ZM107 181H106V180ZM14 180V181H13ZM70 180V181H69ZM77 181L78 182V184L77 183H72V182H75V181ZM154 180V181H153ZM241 180L243 181V182H246L245 184L244 183H242L241 182ZM260 180V179H259ZM68 181V182H67ZM248 181V182H247ZM257 181V180H256ZM35 182V183H34ZM30 183H32V184H30ZM54 183H55V185H54ZM62 183V184H61ZM70 183H72V184H70ZM86 185H85V184ZM109 183V182H108ZM248 183V184H247ZM1 184V183H0ZM20 184H23V185H20ZM33 184H35V185H33ZM57 184V185H56ZM70 184V185H69ZM75 184H77V185H75ZM257 184V185H256ZM2 185V184H1ZM0 185V186H1ZM38 185V186H37ZM46 185H50L49 187L48 186H46ZM61 185V187H59ZM68 186V188H67V186ZM81 185V187L82 188H80V187H78V186H80ZM118 185V186H117ZM252 185V186H251ZM29 188H27V187ZM43 186V187H42ZM65 186V187H64ZM73 186V187H72ZM257 186V187H256ZM31 187V188H30ZM41 187L43 188V189H41ZM63 187H64V189H63ZM98 187V188H97ZM257 189H259V190H257L256 191V188ZM1 189V191H2V186L0 187ZM20 188V189H19ZM48 188V189H47ZM55 188V189H54ZM58 188V189H57ZM60 188V189H59ZM75 190V188L77 189V190H75V191H72L73 189ZM252 188V189H251ZM24 189V190H23ZM26 189V190H25ZM36 189H37V191H36ZM72 189V190H71ZM80 189H82V190H84L83 192H82V190H81V192H78V191H80ZM261 189H263V190H261ZM23 190V191H22ZM31 190V192H29L28 193V191H30ZM40 190V191H39ZM56 190V191H55ZM62 190V191H61ZM65 190H66V192H65ZM104 190V191H103ZM106 190V191H105ZM217 189H215V190H213V192L214 193H207V192H202V198H204V199H208V200H217L216 198L217 197H221L222 196V191L220 190V192L217 190ZM25 191L27 192L26 194H27V197L24 195V193H25ZM48 191V192H47ZM58 191V192H57ZM87 191H89V193L87 194ZM191 191V190H190ZM36 194H35V193ZM37 192H38V194H37ZM42 192V193H41ZM47 192V193H46ZM86 192V193H85ZM93 194H92V193ZM110 193V195H109V193ZM23 193V194H22ZM32 193V194H31ZM64 193V194H63ZM67 193V194H66ZM75 193V194H74ZM80 195H79V194ZM82 193H83V195H82ZM96 193L97 192H95V195H96ZM215 193H216V195H215ZM217 193H219V194H217ZM18 194H20V195H18ZM29 194V195H28ZM35 194V195H34ZM49 194V195H48ZM86 194V195H85ZM89 194H91V195H93L94 197H92V196H90ZM111 194H112V196H111ZM213 194V195H212ZM261 194V195H260ZM45 195V196H44ZM90 196V198L92 197V198H94V199H90L88 196ZM109 197H108V196ZM206 195V196H205ZM215 195V196H214ZM218 195H220V196H218ZM39 196H40V198H42V199H40L39 198ZM61 196H62V200H61ZM77 196H78V198H83V199H81L80 198V200H82L81 202H80V204H81V206L83 207V204L85 203V205H89V201H90V205L89 206H85V207H87L86 208V210H85V207H83L84 209H82V207L80 206V204H79V199L77 198ZM86 196L88 197V200L89 201H85V199H87L86 198ZM115 198H114V197ZM209 196V197H208ZM36 197V198H35ZM60 197V198H59ZM69 197H70V201H72V200H75V202L77 203V204H79V206H80V211H81V215L79 214L80 213V211H79V209H77V204H75L74 205V203L75 202H73V204L69 201V200H67V199H69ZM71 197H72V199H71ZM113 197V198H112ZM206 197V198H205ZM18 198V199H17ZM22 198V199H21ZM23 198L25 199H27L28 201H26V199H25V201L23 200ZM32 198V201H30V199ZM64 198V199H63ZM76 198V199H75ZM34 199H36V201H34ZM44 199H46V202H48V204H46V202L44 201ZM52 199V200H51ZM109 199H111V201L110 202H108L109 201ZM114 199H116V200H114ZM16 200V203L14 202ZM91 200H93L94 201V204H92L93 203V201H92V203H91ZM62 201V202H61ZM83 201H85V202H83ZM113 201V202H112ZM232 201H234V202H232ZM17 202H20V203H17ZM42 202H44L42 205H44V206H42L40 203H42ZM63 202H64V205H63ZM67 202V203H66ZM100 202V203H99ZM104 202V201H103ZM102 202V203H103ZM112 202V203H111ZM248 202V201H247ZM24 203H23V205H21L20 206V209L22 208V210L21 211H23V208H24V211H25V206H24ZM107 203H108V205H107ZM115 203V204H114ZM228 203H230V204H232L233 205V203H234V207H236L237 205L236 204H238V202L237 201H235V200H233V197L231 198L230 197V201L229 202H227V205H226V203H225V206H229V207H231ZM13 204L15 205V206H13ZM17 204V205H16ZM28 204H26V209L28 208ZM71 204V205H70ZM41 205V206H40ZM69 205V206H68ZM75 207H74V206ZM100 207H99V206ZM239 205V204H238ZM261 205H263L262 207L263 208H259ZM7 206H9V209H8V207ZM40 206V207H39ZM104 206V207H103ZM109 206H110V208L111 209H109ZM53 207V208H52ZM88 207H89V210H88ZM94 208V212H93V210H91L92 208ZM97 207H99V208H97ZM37 208V209H38ZM42 208V209H41ZM68 208V209H67ZM70 208V209H69ZM115 208V209H114ZM125 208V207H124ZM252 208V209H253ZM8 209V210H7ZM28 209V210H29ZM67 209V210H66ZM74 209V210H73ZM95 209H97V210H95ZM101 209V210H100ZM103 209H105V210H103ZM13 210V211H12ZM59 210V211H58ZM90 210L92 211V212H90ZM118 210V211H117ZM120 210H122V211H120ZM124 210V211H123ZM15 212V215H16V217H14V218H18V221L16 220V219H13L12 218V216H15L14 215V213H11L12 215L10 216V213H8V212ZM61 211H62V213H61ZM83 211H85V212H83ZM95 211H96V213H95ZM98 211V212H97ZM112 211H114V212H112ZM258 211V212H259ZM59 212V213H58ZM88 212H89V214H88ZM21 213V214H20ZM55 213V214H54ZM59 214V216L58 215H56V214ZM85 213V214H84ZM93 213H95V215H93ZM9 214V215H8ZM38 214V215H37ZM42 214V215H43ZM79 214V215H78ZM82 214H84L83 216H85V217H83L82 216ZM91 214H92V216H94V217H96V218H94V221H96L97 222V225L99 226L100 225V227H98V228H101L100 230H101V232L102 233H100L99 231L96 233L95 232V230L97 231V229H94V226H91L90 224L92 223V219H91V217H89V216H91ZM103 214V215H102ZM104 214H105V216H106V218H108L109 217V219L107 220L105 217H104ZM116 214V215H115ZM128 214V213H127ZM126 214V215H127ZM18 215H20L19 217H18ZM66 215V216H65ZM76 215H77V217H78V219H77V217H76ZM6 216V219H4V217ZM9 216V217H8ZM43 216V217H44ZM74 218H73V217ZM80 216V217H79ZM99 218H103V219H98V217ZM101 216V217H100ZM119 216V217H118ZM10 217L13 219V220H16L15 221V223L13 222V220L11 221V219H10ZM44 217V218H45ZM110 217H117L116 219H118V221H115L114 220V222L113 223H116V228H114V232H113V234H112V232L110 233V232H108V231H110L108 228V231H107V229H106V226H107V222L105 221V219L108 221V223H110ZM51 218V219H50ZM66 218H68V219H66ZM73 219V220H71V219ZM88 218H90V221L88 220ZM8 219H10V222H8ZM37 219V218H36ZM78 221H76V220ZM84 220V222L81 224V221H83ZM98 219V220H97ZM115 219V218H114ZM68 220H70V222L68 221ZM79 220H81L80 221V226H79V229H75L76 228V226L78 227V224H79ZM7 221V222H6ZM41 223H43V225H45L46 223L44 222L45 220H43V218L41 219ZM61 221H65V223L64 224H66L67 225V223H68V228L67 227H65L66 229H70V230H65L64 232L66 233V235L67 236H64L65 235V233L62 231L63 229L61 228V227H64L63 225L64 224H62L61 225V227H60V222ZM68 221V222H67ZM75 221V222H74ZM103 221H105V225L103 224L104 222ZM120 221V222H119ZM17 222V223H16ZM62 222V223H63ZM67 222V223H66ZM77 222V223H76ZM118 222V223H117ZM20 223H22V224H24L22 221L20 222ZM58 223H59V225H58ZM84 223H85V225H84ZM90 223V224H89ZM100 223V224H99ZM119 223H121V225L119 224ZM6 224V225H5ZM17 224V225H16ZM50 224V225H51ZM72 224V225H71ZM103 224V225H102ZM120 225V227H119V225ZM178 224V225H177ZM10 225V226H11ZM48 225H46V226H48ZM65 225V226H66ZM83 225V226H82ZM118 225V226H117ZM21 226V225H20ZM53 226V227H54ZM75 226V228H73ZM82 226V227H81ZM89 226V227H88ZM105 227V229H106V231L107 232H104V227ZM113 226L115 227V225L113 224ZM125 226V225H124ZM123 226V227H124ZM86 227H88L87 229H90L91 231H92V233L90 232V235H88L89 234V230H87V232H88V234L86 233V230H84V232H85V234H84V232H83V228L84 229H86ZM92 227H93V229H92ZM175 227H176V231H180L181 229H183L182 228V226L177 222L176 223V225H175ZM3 228V229H2ZM21 228V227H20ZM103 228V229H102ZM42 229H44V228H42ZM45 229H46V227H45ZM124 229H125V227H124ZM17 230H19L18 229V227H17ZM46 230V231H47ZM99 230V229H98ZM115 230H118L117 232L115 231ZM21 231V230H20ZM47 232L48 234L50 233V232ZM71 231H73V233H76L77 235H75V234H73V235H75V236H73V235H71L70 236V232ZM80 231H82V232H80ZM14 232V233H13ZM41 232L42 233H44L42 230H41ZM182 232V233H181ZM180 232V235L182 234V235H185L186 236V232H184V230H182ZM18 233H19V231H18ZM69 233V234H68ZM81 233V234H80ZM94 233V235H95V238L93 237V235L91 236V234H93ZM100 233V234H99ZM116 233V234H115ZM79 234H80V236H82V238H84V239H82L81 237H80V241L78 240L77 241V239H79L78 237H79ZM96 234H97V236H99V239H98V237L96 236ZM114 235V240H113V238L111 237L112 235ZM175 234V233H174ZM45 235V234H44ZM85 235V236H84ZM87 235V236H86ZM190 235L192 236L193 234H190V233H188L187 234V238H193V237H190ZM53 236H50V234H49V238L50 237H53ZM61 236H62V238H61ZM69 236H70V238H69ZM91 236V237H90ZM73 237H76V238H73ZM85 237L87 238V240L85 239ZM104 237V238H103ZM21 240H20V239ZM64 238V241L63 240H61V241H58V240H60V239H63ZM99 240H97V239ZM102 239V241H101V239ZM76 239V240H75ZM93 239V240H92ZM26 240V242L27 241H29V242H27V243H25L24 241ZM47 240V239H46ZM70 240V241H69ZM72 240H75V242L74 241H72ZM84 240H86V241H84ZM106 240L108 241V243H106ZM119 240V239H118ZM19 241V242H18ZM22 241L24 242V243H22ZM53 241V240H52ZM51 240H49V242L51 243L52 242ZM81 241H82V243H81ZM91 241V242H90ZM114 241V242H113ZM211 240H209L208 241V246L211 248L212 246H213V244H214V246H215V244H217L218 245V243H217V241L215 242V243H211V242H214L213 241V239H212V241L210 242ZM47 242H48V240H47ZM54 242H55V240H54ZM76 242H77V244H76ZM85 242V243H84ZM87 242H88V244H87ZM90 242V243H89ZM102 242V243H101ZM210 242V243H209ZM11 243V244H10ZM53 243V242H52ZM71 245H70V244ZM79 243L82 245H79ZM99 243H101V244H99ZM110 243V244H109ZM114 243H115V245H114ZM117 243V244H116ZM25 244H26V246H25ZM27 244H28V246H27ZM53 244H55V243H53ZM88 246H86V245ZM93 244V243H92ZM99 244V245H98ZM107 244H108V246H107ZM113 244V245H112ZM246 244H248V245H245V246H243V248H244V252H242V254L241 255H239L240 254V252H239V250H237V251H235V254H234V256L233 257H231V260H229V261H231V263H232V261H233V263L235 262V264H242L244 261V264H255L254 262L253 263H251L252 262V260H247V256H246V254H247V249H249L250 250V248L249 247H247V246H250L249 245V242L247 243L246 242ZM39 245V244H38ZM63 245V246H62ZM77 245H79L78 247H79V249H81V248H83L82 250H81V252L82 253H80L79 254V249H78V247H77ZM173 244H172V242H170L169 244H168V246H170V248H171V246H172ZM17 246H19V247H17ZM31 246V247H30ZM40 246H41V244H40ZM60 246H62V247H64L63 248V250H60L62 247H60ZM69 247L70 246V250L72 251V254H70V256H69V254L68 255H65L67 252L69 253V252H71L70 250L69 251H67V249H66V247ZM111 246V247H110ZM115 246V247H114ZM116 246H118L117 248H116ZM174 246V245H173ZM172 246V247H173ZM213 246V247H214ZM254 246H255V244H254ZM24 247H26L25 249H24ZM27 247H28V249H27ZM30 247V248H29ZM67 247V248H68ZM84 247H87V248H84ZM216 247H218V246H215L214 248H211V249H215L216 250ZM60 248V249H59ZM75 248H77L78 249V251H77V249H75ZM120 248L122 249V250H120ZM258 248V249H257ZM257 248H256V246L253 248V251L252 252H254V254L253 255H255V257H257L258 258V260H260V263L262 264H264V259L262 258V256L260 255H258V254H260V253H262V251H260V249H259V247L257 246ZM94 249V250H95ZM110 249V250H109ZM172 249V248H171ZM27 250V251H26ZM65 250H66V252H65ZM84 250V251H83ZM85 250H86V253H85ZM107 250H109V252L107 251ZM116 252H115V251ZM2 251H4V252H2ZM21 251V252H20ZM25 252V254L22 256V254ZM32 251V252H31ZM61 251V252H60ZM74 251H75V255H73V253H74ZM78 253H77V252ZM217 251H219V248L217 249ZM257 251V252H256ZM260 251V252H259ZM6 252H8V253H6ZM28 252H31L30 253V256H29V253ZM34 252V253H33ZM118 252V253H117ZM57 253V254H56ZM64 254V255H61V254ZM83 253H85V254H83ZM105 253V254H104ZM124 253H125V251H124ZM124 253H122V255L124 254ZM258 253V254H257ZM39 254V255H38ZM78 254V255H77ZM83 254V255H82ZM18 257H17V256ZM44 257H43V256ZM71 255H72V257H75V258H77V260L74 258L73 260H72V257H71ZM79 255H80V257H79ZM257 255V256H256ZM26 256V257H27ZM36 257V259H35V257ZM65 256H66V258H67V256H69L68 258H67V260L66 261H68V259L69 260H72V261H68V262H66V261H64V259H63V257L65 258ZM79 258H78V257ZM84 256H87L86 257V260H85V257ZM109 256V255H108ZM114 256V255H113ZM27 257V258H28ZM38 257V258H37ZM119 257H121V254H120V256ZM119 257H117L118 258V260H119ZM122 257H125L123 260H125V263H124V261H122L121 260V258H120V260L117 262V264H121L120 262L122 261L124 264H128V263H126V262H129V264H133L132 262H131V257H129L128 256V254L127 253H125ZM19 258V259H18ZM32 258V259H31ZM65 258V259H66ZM71 258V259H70ZM81 258H83V260H85V261H82V259ZM254 258V257H253ZM54 259V260H53ZM81 259V260H80ZM126 259H127V261H126ZM130 259V260H129ZM17 260H19V261H17ZM33 262H32V261ZM49 260V261H48ZM53 260V261H52ZM56 260H58V261H56ZM129 260V261H128ZM51 261V262H50ZM55 261V262H54ZM64 261V262H63ZM81 263H80V262ZM237 261V262H236ZM249 261V262H248ZM253 261H255V259H253ZM27 262V263H26ZM31 262V263H30ZM54 262V263H53ZM70 262H72V263H70ZM231 263H229V264H231ZM232 263V264H233ZM45 264V263H44ZM89 264V263H88ZM105 264H111L109 261H107ZM162 264V263H161Z\"/></svg>","mask_w":264,"mask_h":264}]
</instances>
